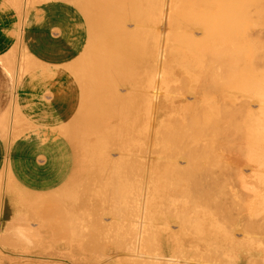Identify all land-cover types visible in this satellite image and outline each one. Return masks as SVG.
<instances>
[{"label": "bare ground", "instance_id": "bare-ground-1", "mask_svg": "<svg viewBox=\"0 0 264 264\" xmlns=\"http://www.w3.org/2000/svg\"><path fill=\"white\" fill-rule=\"evenodd\" d=\"M11 2H13V3H16V4H19L20 3V1L21 0H10ZM38 1V0H37ZM85 1V2H84ZM179 1H180V5L181 4H183V3H188L190 0H188V2H187V0H184L185 2H183V3H181V1H183V0H74V3H76V5L78 6V7H83L84 9H86V11H89V12H91V15H90V13H88L90 16H87V17H92V20H94L95 19V15H97V14H94L95 12L97 13V12H99V11H101L102 10V12H100V13H102V15H97L96 17L98 18L97 20H99V21H97L98 22V25H105L106 24V21H108V23H107V25H105L104 27H106V28H104V29H106V31H105V34L103 35L102 34V32H104L102 29H103V26L101 27V26H98L97 25V27H101V28H97V27H95V29L97 30V29H100L99 31H100V34H102V36H103V38L102 37H100L101 35H98L97 33L98 32H94V31H89V27L87 26V23L85 22V24H86V29H87V41H86V44H85V46H84V48H83V50L79 53V55H77L76 57H74L75 59H77L78 60V62H80V64L79 63H77V61H76V64H74L75 62H74V60H73V64H72V66H76L77 68H78V71H76L77 70V68L76 67H73L74 69H76L75 71L78 73L79 72V74L81 75V76H79L78 78H77V80H76V78L75 79H71L69 76L73 73V74H75L74 73V70L72 69V68H70V67H68L66 64H64V65H62V66H60L58 69H55V70H52V71H48V69L46 70L45 68L44 69H38L37 70V72H34V73H38V75H40L41 76V78L43 79V80H46V84H49V80L50 79H54V78H57V82L55 83V87H56V89L57 90H59V91H68V95L66 94V95H64V93L62 94V96H61V99H60V108L61 109H64V111H69L70 109H71V111H69V112H72V111H74L73 109H75V108H77L78 107V109H77V113H79L82 109H83V107H85L86 106V108H88V107H92V105H93V107H92V109L91 108H89V109H83L82 110V112H81V114L80 115H82V114H85V113H83V112H85L86 111V113H90V111H91V113H92V111H93V113H97L98 114V116L96 115V114H91V116L89 115V119L90 120H92V121H90L89 122V119L87 120L88 121V123L86 122V124L88 125V128H89V126L91 127V128H89V129H91L90 131H93L94 129H96V131L95 132H97V130H101V132H105V133H107V136L106 135H104V136H102L101 135V133H99V131H98V134H96V135H93L92 137H94L93 139H95L96 137V139L98 140V139H101L99 142H100V145L101 146H103L105 149H107V145H108V143H113V139H114V131H115V129L114 128H116V126L114 125V123L113 124H110V126L112 125L113 127H111L110 128V126H109V128H108V124H107V127H103L104 125H101V123H100V121L99 122H97L98 120H100V117H101V120H102V117L103 116H106V115H103V113H104V110L103 111H101L100 112V110H98V111H96L95 112V110L98 108L99 109V106L101 105V106H103V104L102 103H104V107L106 108V107H108V105H109V102H108V100L111 102V101H113V98H114V100H115V102L113 101V103H111L113 106L111 107V105H109L110 106V108L108 107V111H106L105 110V113H108L107 115L108 116H110V113L114 110V113H115V111H117L116 113L117 114H115V116L117 115L118 116V114H119V110H120V106L123 104V105H125V103L124 102H126L127 103V100L126 99H128V105H129V103H130V105H129V108L131 109V107H133L131 104H133L134 105V107L135 108H133V111H132V114H133V112H135L136 111V114L135 115H137L138 117H139V113H137V107L138 108H143L142 106H144L143 105V102H144V100L145 99H148V101H150L149 99V96H148V98H145L144 100H142L144 97L143 96H145V94L146 93H149V95H151L150 97H153V99H155L156 100V102L154 103V104H156L157 103V105H158V109H159V113H161V115L158 117V122H160V125H159V131H157V133L155 134V138H159V140H161V138L163 137V136H165V137H167L169 140H172L173 139V141H174V139H176V141H177V139H178V141L177 142H179L180 140L182 141H184L185 142V140L188 142V144L189 145H191V146H186V149L187 150H185L183 147H182V145H181V148H183V150L182 149H180V151L182 150V152L180 153V155H182V157H184V158H182L183 160H187V159H189L190 157H192L193 158V156L194 155H197L199 152H201V150L202 149H208V145H205V141H211L210 143H212V141H213V145H212V148L214 147L215 148V145L217 144V141L219 140L220 141V139L223 137V139L225 138L226 139V137L228 136V133H227V129H226V134H227V136H226V134L224 133L223 135L224 136H220V135H218V131L220 132V129H222V128H219V130H218V126L219 125H222L221 123H223V121L220 123V124H218V126H217V124H216V126H217V128H214V132L213 131H210L209 132V134L207 133V134H205V135H203V136H205L206 138H205V141L203 142V138L201 139V138H199L198 136L200 135H198L197 136V134H198V131H197V133L194 131V130H197V129H195V127L197 126V124L199 123L200 124V122L201 123H204V124H207V125H209V126H211L210 124H212V123H210V122H213V120L215 119L214 118V116H215V110L213 109V105H215L214 104V102H216V101H218V100H221V101H226L227 103L229 102V101H233V100H235V104H236V101H237V103H242V105L240 104V105H237L236 104V107H243V104H244V102H246L245 101V99H241L240 97H237V98H240V99H237L236 100V96H238V94H235L234 96H235V99H233V100H231L230 99V97H232V96H230L229 97V95H226V94H228L227 93V91L226 92H223V90H222V93H220L219 91H221V89L224 87L225 88V82L226 81H228V80H226V78L228 77L229 78V76L231 75V74H229V73H232V71H233V69L235 70V71H233L234 73L236 72L237 74H238V72L237 71H239V70H241L242 71V69H239L241 66H239V65H241V62L243 63V62H245V64H247V65H249V67L248 68H250V67H252L253 68V66L255 67V68H257V72L260 70L259 68H261V70H264V48H262L263 50H260L261 48L260 47H263V45H264V0H191L189 3V5H185L184 4V7L181 5H179ZM25 2V4H23V5H25V7L27 6V5H30V2H29V0L27 1V0H25L24 1ZM39 2V1H38ZM22 3V2H21ZM75 5V6H76ZM83 5V6H82ZM190 5L192 6V8H193V11H194V9H195V14H197V16L199 15V17L200 16H202V18L200 19V20H198L199 19V17H196V16H191V15H193V13H191V12H188L187 10V12L190 14H187L186 13V11L184 10V8L185 9H190L191 7H190ZM186 6V7H185ZM187 6H189L188 8H187ZM23 7V6H22ZM28 7V6H27ZM77 7V8H78ZM30 8V7H29ZM28 8V9H29ZM82 8V9H83ZM191 8V9H192ZM83 9V10H84ZM93 9V10H92ZM25 11H26V9H24ZM78 10L80 11V9L78 8ZM93 11H95V12H93ZM192 11V12H193ZM24 12V11H23ZM22 12V13H23ZM93 12V13H92ZM183 13V12H185V14L186 15H189V18H191V17H195L194 19H196V18H198L196 21H194L193 23H189L188 24V22L187 21H184L183 22V20H185L186 18H185V16L186 15H184V17H181L182 16V14H178L179 16H177L175 13ZM176 15L175 17H177V20L179 19L178 17H181L183 20H181L183 23H181L180 21H177V20H174L175 18H173V15L174 14ZM82 14V13H81ZM85 14H87L86 12H85ZM92 14H94V15H92ZM22 16V15H21ZM82 16H83V18H84V15L82 14ZM93 16H94V18H93ZM24 17V16H23ZM104 17V18H103ZM106 17V18H105ZM100 18H102V20L103 19H105V21H101V19ZM110 19V20H108V19ZM115 18H118L117 20H115ZM180 18V19H181ZM188 18V19H189ZM254 18V19H253ZM187 19V20H188ZM23 20V19H22ZM84 20H85V18H84ZM96 20V19H95ZM17 21V20H16ZM89 21H91V19H89ZM89 21H88V24H89V26H91V28H94V26H96V21H92L93 23L95 22V25L93 24V25H90V23H89ZM110 21V22H109ZM117 23V24H119V25H117L115 22ZM120 21V22H119ZM192 21V19L189 21V22H191ZM100 22H102L101 24H100ZM180 22V23H179ZM23 24V23H22ZM247 24H250V27L252 28V31H251V33H248V32H246L245 30H250V29H246V27L245 26H247ZM18 25V24H17ZM184 26H187V28L188 27H192V28H194L195 30L196 29H199L197 32L196 31H193V32H191L190 34H192L193 35V33L194 32H196L198 35H196V36H192L193 37V40L192 41H196L197 39H200V40H198V41H201L200 42V48H201V52H200V50H199V52H200V54H202V55H198L197 56V59H199L198 61H197V59H196V57H195V61H196V64L194 63V65H193V67H197V64H199V65H201V66H199V69H200V67H201V69H203V72L201 71V76L200 75H197V73L195 74V76L196 77H198V76H200L199 77V80L200 79H202V80H200V82H198L199 80L198 79H196V77L195 76H193L192 74H188V75H186V77H185V81L184 80H181L180 78H179V75L177 74V72H175V71H171L170 72V74L169 75H171V76H169L168 74H167V72H165V68L164 69H162V67H161V65H162V63L160 62L163 58L162 57H164V59L166 58V56H163V55H166L167 54V52H166V54H164V53H161L162 51H160V48H161V46L162 45H164V42H162V37H161V33H160V30L162 29H167V38L165 39L166 41V43H165V45H168L169 46V48H167L166 46V48L167 49H170V50H173V48L175 47L174 46V41H171L173 38H175V34L174 35H172L171 34V32L172 31H170V34L172 35V36H174L173 38H172V36H170V38L168 37V30H172V28H175V27H178L179 29H181V30H186V28H183ZM18 27V26H17ZM182 27V28H181ZM257 27V28H256ZM157 28V29H156ZM245 28V29H244ZM247 28H248V26H247ZM22 29V28H21ZM118 29H120L119 31H117ZM155 29H156V31L158 32V35H157V37H156V40H157V43L154 41L152 44L150 43L151 41H149L150 39L152 40V38H147V36H145V38H146V40L144 41V35L145 34H150V37H153V35H152V33L151 32H153V30L155 31ZM160 29V30H159ZM101 30H102V32H101ZM144 30H147V32H150V33H144L143 31ZM188 30V29H187ZM218 30V36L216 35L217 34V31ZM243 30H244V32H243ZM163 31H165V30H163ZM90 32V33H89ZM140 32H143V38H142V36H141V39H143L142 41L144 42V43H141V41H138V38H140ZM146 32V31H145ZM183 32V31H182ZM181 31L179 32H177V34L179 35V33H182ZM215 32H216V34H215ZM12 33V32H11ZM95 33V34H94ZM173 33V32H172ZM211 33V36L210 35H208V34H210ZM96 34H97V36H96ZM169 34V35H170ZM245 34V38H244V35ZM17 35V34H16ZM21 35H22V33H21ZM141 35H142V33H141ZM152 35V36H151ZM177 35V36H178ZM182 35H184V32H183V34H180V37H178V39H179V43H183V39H184V43L182 44V46L185 44V48H186V46H188L189 47V45H191L190 43H192V44H194L195 46V49L197 50V48L196 47H199V46H197L198 44H196V42H198V41H196V42H191V40L188 38V36L191 38V36L188 34V36L186 35V33H185V35L187 36L186 38H185V35H184V37L182 38V41H181V37H182ZM202 35V36H201ZM242 36H243V40L241 39L242 38ZM250 37V40H251V43L252 44H254V45H256V47H259L260 49V51H259V53H256V52H254L255 50H258L256 47H254L253 49H255L254 51H252L253 53H252V55L254 54V57H252V55L250 56V55H248L247 54V58H249L250 59V57H252V60H254V61H252V63H251V61L249 60V62H247L248 60H246L247 58L244 56V53H245V50L243 51V49L245 48L246 49V47L250 44H247V42H246V44H245V40H248V39H246L247 37ZM197 37V38H196ZM201 37L203 38V39H201ZM22 38V37H21ZM102 38V39H101ZM136 38V39H135ZM196 38V39H195ZM170 39V40H169ZM178 39L176 40V41H178ZM185 39H187V41L185 42ZM192 39V38H191ZM245 39V40H244ZM174 40V39H173ZM190 40V42H188ZM105 41H107L106 42V46L107 47H105V48H107V50L105 51V53H107V55L105 56V60L106 61H104L105 63H103V59L102 58H100L101 57V54L103 55V53H101V52H104V44L103 43H105ZM153 41V40H152ZM181 41V42H180ZM99 42H102L101 44H103L102 45V47L100 48V49H103L102 51L101 50H99L98 48L101 46H99ZM138 42H140V44L143 46V44H145V45H147V43L148 44H151V46L153 47V45H154V43H156L155 45H156V47H154V48H157V50L156 49H154L153 50V52L151 51V46L150 45H147V46H150V52H149V48L147 49L146 47H145V45L142 47V48H137L138 46H137V44H138ZM146 42V43H145ZM188 42V43H187ZM249 42V41H248ZM20 43V42H19ZM97 43H98V45H97ZM107 43H108V45H107ZM186 43H187V45H186ZM199 43V42H198ZM217 44V45H216ZM97 45V47L95 48V46ZM139 45V44H138ZM178 45V44H177ZM247 45V46H246ZM140 46V45H139ZM193 45H191L190 47H189V50H188V52L190 51V49L192 48L193 49V47H192ZM216 46H218V47H216ZM141 47V46H140ZM145 47V49H147V50H145V49H143ZM163 47V46H162ZM184 47V46H183ZM203 47H205L204 49H203ZM234 47H236V49H238L237 50V54L235 55V53L234 52H236V49L234 50ZM249 47V49H250V47H251V45H249L248 46ZM248 47H247V49H248ZM10 48V47H9ZM8 48V49H9ZM172 48V49H171ZM177 48V47H176ZM217 48H218V50H217ZM98 49V50H97ZM137 49H140V50H142L143 52L145 51H147L146 53L144 52H142V51H140V50H137ZM153 49V48H152ZM166 49V50H167ZM199 49V48H198ZM213 49H215V51L213 50ZM229 49V52L230 53H228L227 52V50ZM252 49V50H253ZM94 50V51H93ZM95 50H97V51H95ZM174 50H176V49H174ZM182 50L183 51H185V49L184 48H182ZM186 50V51H187ZM208 50H213L214 52H211V51H208ZM216 50H217V59H215L216 58V55H215V53H216ZM231 50H234V52H233V54H231L232 52H231ZM92 51L93 52H95V53H92ZM156 51V52H155ZM164 51V50H163ZM169 51V50H168ZM185 51V52H186ZM202 51L205 53V55H207L208 56V54H211L212 56L214 55V57H212L211 55V57L209 58V56L207 57H205V55H203L204 53H202ZM247 51V50H246ZM262 51V52H261ZM5 52V51H4ZM101 54H100V53ZM149 52V53H148ZM188 52L186 53V55L188 56ZM227 52V53H226ZM250 52H251V50H250ZM258 52V51H257ZM154 53H155V55H154ZM189 53H191V52H189ZM196 53V52H195ZM212 53H214V54H212ZM225 53H226V55L227 54H231V56L233 55V58H235L236 60H238L237 59V57H239V60L240 61H238V64L239 65H237V64H235L234 62V67H237V66H239V67H237V71H236V69L233 67V65L230 67V63L229 62H225ZM97 54L98 55H100V57H98V59L97 58H95V57H97ZM146 54V55H145ZM148 54V55H147ZM149 54H152V59H154L155 61H154V63L152 64V66H150L149 68H147V65L148 64H146L145 65V62L143 61V58L145 59V61L147 60L146 58H148V57H150V55ZM183 54H184V52H183ZM194 54V53H193ZM246 54V53H245ZM96 55V56H95ZM140 55V56H139ZM143 55L144 56H146V57H143ZM185 55V56H186ZM234 55H235V57H234ZM238 55V56H237ZM200 56V57H199ZM204 56V57H203ZM229 55H227L226 57H228ZM231 56H229V57H231ZM249 56V57H248ZM30 57H33L30 53H28V52H26V51H21V45L19 44V45H17L12 51H10L8 54H6L3 58H1V63L3 64V65H5V67L8 69V71L12 74V76H13V78H14V84H15V89L17 88V86L20 84V81L22 80V78H23V76L25 75V74H28L30 71H31V69L33 68L32 66L33 65H35V64H33V63H35V61L37 60V59H35V61H33V63H32V60L30 61ZM103 57V56H102ZM141 57V59H139ZM188 57H190V56H188ZM203 57V60H201L200 58H202ZM245 57V58H244ZM30 58V59H29ZM79 58V59H78ZM95 58V60L97 59V62L95 61V60H93ZM102 59L101 60V62H102V64L100 63V59ZM184 58V57H183ZM187 58V57H186ZM221 58V59H220ZM32 59H34V57L32 58ZM138 59V60H137ZM185 59V58H184ZM71 60V61H72ZM80 60V61H79ZM142 60V61H141ZM176 60H177V58L174 60V62L176 63ZM181 60V59H180ZM229 60H230V58H229ZM228 59H227V61H229ZM29 61H30V64H32V66H31V68H30V65H28L29 64ZM70 61V62H71ZM95 61V62H94ZM99 61V62H98ZM137 61V62H136ZM139 61V62H138ZM149 61V60H148ZM147 61V62H148ZM191 60H189V61H187L188 63L190 62ZM200 61V62H199ZM224 63H223V62ZM231 61H233V60H231ZM70 62H69V64H70ZM144 62V64H142V63ZM167 62H168V60H167ZM173 62V64H174V66H175V63ZM194 62V61H193ZM235 62H237V61H235ZM247 62V63H246ZM256 62V64H254ZM36 63L38 64V61H36ZM41 64H42V62H40ZM40 63L38 64V66L37 67H41V66H39L40 65ZM99 63V64H98ZM127 63V64H126ZM129 63V64H128ZM137 63V64H136ZM139 63H141V65H139ZM151 63V62H150ZM248 63H250V64H248ZM258 63V64H257ZM68 64V65H69ZM70 64V65H71ZM97 66H96V65ZM101 64V65H100ZM105 66H104V65ZM106 64H107V66H106ZM164 64H165V62H164ZM193 64V63H192ZM263 64V65H262ZM97 67H95V66ZM99 65V66H98ZM126 65H129V67H130V65H131V67H132V69H133V65H134V67L137 69V70H135V71H132L131 73H133L134 75H137V78L134 76V77H132V75L131 74H129L130 73V70H131V68H129L128 67V69L126 68L127 66ZM189 65L191 66V63H189ZM235 65H237V66H235ZM243 66H244V64H242ZM246 65V66H247ZM250 65H253V66H250ZM256 65H258V66H263V67H257ZM29 66V67H28ZM67 66V67H66ZM71 66V67H72ZM92 66H94V69H96L95 71H93V68H92ZM101 66H103V67H105V69L104 68H102L101 69V71L104 69V71H106V68L108 67V70H107V72H101V73H103L102 75H103V79H104V82H106V83H102V80L101 79H99V78H97V76L98 77H100V76H102L101 75V73H99L100 74V76H99V74L97 73L98 72V70H100V67ZM140 66H146V68L147 69H145L144 70V68H142L141 67V69H140ZM35 67V66H34ZM66 67V68H65ZM80 67H81V69H80ZM86 67V68H85ZM139 67V68H138ZM153 67V68H152ZM192 67V66H191ZM190 67V68H191ZM245 67V66H244ZM28 68H30V69H28ZM68 68V69H67ZM83 68H85L84 70L86 71V73H87V78L85 79V77H84V75L86 74H84L83 75V72H84V70H83ZM134 68V69H135ZM198 68V67H197ZM65 69H67V70H71L72 69V71L70 72V71H66ZM133 69V70H134ZM200 69V70H201ZM232 69V71H230ZM244 69H246V71H247V68H244ZM259 69V70H258ZM4 70V69H3ZM33 70V69H32ZM35 70H36V68H35ZM139 70V71H138ZM142 70H144L143 72L144 73H142L141 71ZM190 70V69H189ZM192 70V69H191ZM196 70V69H195ZM198 70V69H197ZM250 70H255V69H250ZM250 70H248V71H250ZM34 71V70H33ZM97 71V72H96ZM108 71H109V73H108ZM125 71H127V73L125 72ZM137 71V72H136ZM146 71V72H145ZM70 72V73H69ZM92 72H96L95 74H96V78L97 79H99L100 81H101V83L102 84H100V81H98L99 82V84H98V86L96 85V87H95V85H94V87L91 85V83H90V80H89V78L88 77H91L92 75H93V77L95 78V74L93 73L92 74ZM197 72V71H196ZM253 72V71H252ZM260 72V71H259ZM258 72V73H259ZM262 72V71H261ZM33 73V72H32ZM31 73V74H32ZM33 73V74H34ZM55 73L56 74H58L57 76L55 75ZM126 73V74H125ZM139 73H142V74H145V75H147L148 77L147 78H145V79H147V80H145L144 78L143 79H141L142 77H145V75L143 76L142 74H139ZM199 73H200V71H199ZM204 73V74H203ZM234 73H232L233 75H231V76H234ZM235 73V74H236ZM240 73V72H239ZM244 73H246V72H244ZM244 73H242V79L244 80V77H245V83H246V80L247 79H249V78H247L246 79V76H244L245 74ZM257 73V74H258ZM6 74V73H5ZM30 74V73H29ZM90 74H92V75H90ZM106 74H108V75H106ZM127 74H129L128 76H130L129 77V80H127V78H128V76H126ZM236 74V75H237ZM244 74V75H243ZM246 74H249L248 76H250V74L251 73H246ZM252 74H254V73H252ZM76 75V74H75ZM75 75H73V76H75ZM107 76V78H105V76ZM124 75H125V78H124ZM140 75V76H139ZM142 75V76H141ZM8 76V75H7ZM77 76V75H76ZM160 77V78H162V85H161V87L160 86H157L158 84L157 83H159V82H157L158 81V79L156 80V77ZM185 76V75H184ZM184 76H182L183 78H184ZM231 76H230V78H231ZM237 76H239L240 77V74H238ZM247 76V77H248ZM258 76H259V74H258ZM84 77V78H83ZM171 77V78H170ZM181 77V78H182ZM251 77V76H250ZM170 78V80L172 81V83H173V85L175 86V83L176 82H179L180 80H181V82H183L182 83V85L181 86H186L187 88H188V86H189V84H187V82H189L191 85H190V89L192 90V89H194L195 91L194 92H190V93H192L189 97L188 96H186V97H188V98H190L189 100H191V101H189V102H185V99L183 100V101H181V105H182V107L184 106V112H180L179 110L177 111L176 109H175V107H174V101H175V98L177 97V96H175L176 95V93L178 92L179 93V91H180V93L179 94H181V95H183L184 94V92L183 93H181V88L179 87V86H176L177 88H180V89H177V90H179V91H173V94H170L169 92H168V86H169V82H168V79ZM182 78V79H183ZM236 78V77H235ZM251 78H253V77H251ZM250 78V80L248 81V82H250V84H252L251 82H253V80ZM91 80H92V77L90 78ZM140 79V80H139ZM188 79V81L186 82V80ZM233 79V78H232ZM238 80H239V78H237ZM76 80V81H75ZM106 80V81H105ZM143 80V81H142ZM236 80V79H235ZM93 81V80H92ZM107 81H109V82H107ZM242 81V80H241ZM95 82H96V80H95ZM113 82H114V84H113ZM143 82H146V83H143ZM148 82V83H147ZM180 82V83H181ZM186 82V83H185ZM231 82V80L228 82V84ZM37 84H38V82H36ZM109 83V84H108ZM172 83H171V86H169V88L171 89V87L173 86L172 85ZM262 83V82H261ZM11 84V83H10ZM188 86H187V85ZM202 84V85H201ZM234 84V83H233ZM100 85V86H99ZM102 85H104L105 86V88H101V87H103ZM106 85H108L109 87V90H107L108 88L106 87ZM198 85V86H197ZM200 85V86H199ZM231 85H232V83H231ZM261 85V84H260ZM262 85H264V83H262ZM127 87L128 89H129V94H127L128 96L129 95H131V94H134V95H136V97H134L135 99L138 97V96H140V97H143L142 99H139V97L137 98L138 100H135L134 98H133V96L131 97L130 96V98H128V96H127V98H125V96H123L124 94V92L123 91H125L124 89L122 90V89H120L119 87ZM206 86H208V87H206ZM230 86V85H229ZM247 86H248V83H247ZM11 87V86H10ZM176 87H175V89H176ZM197 88L198 87V89H200V91L203 89V92H198L199 90L197 89H195V88ZM206 87V88H205ZM228 87V86H227ZM234 87V86H233ZM245 87H246V85H245ZM244 87V88H245ZM249 87H252L251 85L249 86ZM249 87L246 89L245 88V90H248L249 91ZM260 87V86H259ZM101 88V89H100ZM143 88V89H142ZM207 88H210V89H208V91H212V92H209L208 93V91L206 92V90H207ZM231 88V87H230ZM244 88H243V91H245L244 90ZM173 89H174V87H173ZM251 89V88H250ZM254 89V88H253ZM252 89V90H253ZM259 89V90H258ZM258 89H255V90H258V91H260V90H262V89H260V88H258ZM11 90H12V88H11ZM105 90H106V92H105ZM119 90H122V93H120V91ZM141 90V91H140ZM184 90H186V88L184 87ZM188 90V89H187ZM186 90V92H187V94H189L188 93V91ZM96 91H99V94H97L96 93ZM105 92V93H110V96L109 95H105V94H103V95H105V97L103 96V101H105V102H101V104L99 103H97V100H98V102H99V100L101 99L102 100V98L100 97V98H97V96L99 97V96H101V92ZM107 91H109V92H107ZM133 91H135V93L133 92ZM137 91H139L140 92V95H139V93L137 92ZM143 91H147L146 93L145 92H143ZM182 91H183V88H182ZM225 91V90H224ZM235 91V90H234ZM254 91V90H253ZM92 93V96L93 97H91V95H89V94H91ZM103 92V93H104ZM126 92V93H127ZM130 92H132L131 94H130ZM142 92V93H141ZM174 92H176L175 93V95H174ZM185 92V93H186ZM53 93V92H52ZM136 93H138V94H136ZM172 93V92H171ZM206 93L208 94V96H206ZM217 93H219V95L217 94ZM235 93V92H234ZM242 93V92H241ZM248 92H246V94H247ZM96 94H97V96H96ZM141 94H143V96L141 95ZM216 94H217V96H218V99L216 98V100L214 101V99H211V97H213L214 98V96H216ZM16 95V94H15ZM14 95V96H15ZM88 95H89V97H91L90 99H88L89 97H88ZM114 96V97H112V96ZM186 95V94H185ZM204 95H205V97H208V100H207V98H205L204 97ZM239 95H240V93H239ZM248 96L249 95H253V92L251 91V94H250V91H249V94H247ZM247 95H245V96H247ZM259 95L260 94H257V97H256V94H254L253 96H255V97H247V102H251V100L253 99V98H255V99H257L258 101H257V103L259 102V103H263L264 102V100H263V98H259ZM11 96V95H10ZM80 96V98L78 99V97ZM96 96V97H95ZM106 96L108 97L109 96V98L107 99V101H106ZM147 96V95H146ZM178 96H180V95H178ZM209 96H211V97H209ZM227 97L225 100H224V98L223 97ZM245 96H243V97H245ZM13 97V96H12ZM16 97V96H15ZM45 97H48L49 99H55V94L53 93L51 96H49V95H47V96H45ZM75 97H77L76 99H75ZM110 97L112 98V100H110ZM223 98V100L222 99H220V98ZM14 98V97H13ZM87 98V100H85V99ZM133 98V99H132ZM248 98H250V99H248ZM84 101H83V100ZM94 99H97V100H94ZM122 99V100H121ZM125 99V100H124ZM187 99V98H186ZM211 99V100H210ZM254 99V100H255ZM10 100V99H9ZM15 100L16 99H14V107L12 106V108H11V110H10V113L9 114H5L1 119H0V132L2 133V135H3V137H4V139H10V137H18V136H20V134H22L23 133V131L25 132L26 130H27V124L26 123H29V122H27V120L26 119H24L25 118V116L23 115V114H21V112L18 110L19 109V106L17 105V101L15 102ZM89 100V102H87ZM92 100H94V101H92ZM124 100V102H122ZM129 100H130V102H129ZM132 100H135V103H136V105H135V103L132 101ZM154 100V101H155ZM228 100V101H227ZM238 100H240L241 102H238ZM243 100H244V102H243ZM250 100V101H249ZM253 100V101H254ZM86 101V102H85ZM91 101H92V103H91ZM137 101V102H136ZM138 101H140L139 103H138ZM142 101V102H141ZM153 101V100H152ZM251 102V103H254V102ZM261 101H263V102H261ZM84 102H85V104H84ZM96 103V105H95V103ZM107 102V103H106ZM121 102H122V104H121ZM176 102V101H175ZM232 102V104H234ZM246 102V103H247ZM138 103V104H137ZM248 103V104H249ZM250 103V104H251ZM258 103V104H259ZM12 104V103H11ZM88 104V105H87ZM119 104H121V105H119ZM141 104H142V106H141ZM149 104V102L147 103V105ZM152 105L150 106V108H152V106H154V104H153V102L151 103ZM248 104H246L247 105V107H249V106H252V105H248ZM84 105V106H83ZM99 105V106H98ZM117 105L119 106V108L117 107ZM147 105H145L146 107H148ZM219 105H221V103L219 104L218 103V106ZM230 103H229V107H230ZM245 105V104H244ZM246 105H245V108H246ZM17 106H18V108H17ZM88 106V107H87ZM101 106H100V108H101ZM140 106V107H139ZM156 106V105H155ZM154 106V107H155ZM208 106L210 107V108H208ZM213 106V107H212ZM232 106H234V105H232ZM231 106V107H232ZM67 107L69 108V109H67ZM103 107V108H104ZM116 107V108H115ZM127 106H125V108H126ZM153 107V108H154ZM223 107H225L226 109H227V107L225 106V105H223L222 107L221 106H219V107H217L216 106V110L218 111L219 109H221V111H222V108ZM230 107V108H231ZM242 107L240 108V109H238L239 110V112L238 113H240V111L242 110ZM253 107L255 108V106L253 105ZM14 108V109H13ZM81 108V109H80ZM121 108H122V113H123V111L124 110H127V108L126 109H123V107L121 106ZM152 108V109H153ZM208 108V109H207ZM225 108H223V110L225 109ZM253 108V109H254ZM80 109V110H79ZM109 109H112L111 110V112H109ZM117 109H119V110H117ZM130 109H128L129 111H127V115L129 114L128 112H131V110ZM137 109V110H136ZM138 110V112H140L141 110ZM235 109H237V108H235ZM252 109V110H253ZM79 110V111H78ZM90 110V111H89ZM144 110H145V113H147V114H149L150 116H149V118H147L148 120H147V122L149 121L150 122V120L153 122V119L155 118H152L153 117V113L152 112H150V110L151 109H148L147 110V108L146 109H143L142 111H141V114H140V116L144 113ZM147 110V111H146ZM229 110V109H228ZM227 110V111H228ZM234 110V109H233ZM244 107H243V110H242V112H243V114H244ZM63 111V110H62ZM88 111V112H87ZM121 111V110H120ZM226 111V110H225ZM246 111L247 112H245V114H247L246 116H245V114H244V119L242 120V122L240 123L239 122V120H241V118H238V122L235 120V119H237V118H234V120L237 122H235V124H238V126H236V127H239V128H237V131H236V127L234 128H232V130H234L235 129V133L236 132H238V130L239 131H241V130H243V132L241 133V136H238V133H236V137L234 136L233 137V139L234 138H236V140H233L232 141V137H230V143L229 142H227L226 140V142L227 143H229L228 145L226 144V147L227 146H229V145H231L232 146V144H234L235 145V147H233V148H240V149H237V150H235V149H233V150H235L234 152L236 153V155H233V153L231 154V155H229V156H231V157H233V158H235V156H237L239 159H240V154L242 153V156L244 157V159L246 160V163L244 162V164H245V166L247 165V166H251L252 168H255L254 167V165H256V163H259L260 165H258V166H262V164L259 162V160H258V158H261L262 160L264 159V157L262 158V155H261V150H264V125H262V118H260V119H258V117L256 118V116L255 115H258L257 113H258V110L257 111H255V110H253V112H251V111H248L247 110V108H246ZM2 112V111H1ZM124 112H126V111H124ZM152 113V114H150V113ZM220 112V111H219ZM232 112V111H231ZM241 112V113H242ZM250 112V113H249ZM254 112H257L255 115H254ZM100 113V114H99ZM223 113V112H222ZM237 113V114H238ZM102 114V115H101ZM112 114H113V112H112ZM217 114H219V113H217ZM233 114V113H232ZM236 114V112H234V115ZM101 115V116H100ZM120 115H121V113H120ZM119 115V117H121L120 119H123L122 118V116L124 117V114H122V116H120ZM131 115V114H130ZM130 115H128L127 117H130ZM135 115H133V116H135ZM154 115H155V113H154ZM220 116H217L218 117V120H216L218 123L220 122V120H222V118L224 117V116H222L221 117V112H220V114H219ZM223 115V114H222ZM95 116V117H94ZM112 116V115H111ZM113 116H114V114H113ZM145 116V115H144ZM215 116V117H216ZM228 116V115H227ZM226 116V117H227ZM230 116V115H229ZM240 116H242V115H240ZM64 117H66L67 118V116L66 115H64ZM74 117V116H73ZM72 117V115H71V117H70V121H73L72 119H74ZM86 117V116H85ZM97 117H99V118H97ZM118 117V118H119ZM125 117H126V115H125ZM136 117V116H135ZM137 117V120L140 118H138ZM148 117V116H147ZM231 117H234V116H231ZM243 117V116H242ZM17 118V119H16ZM58 119H59V117H57ZM66 118L64 119L63 118V121L64 120H66ZM77 118V117H76ZM79 118V117H78ZM93 118V119H92ZM144 117H143V115H142V117L140 118V120L142 121V119H143ZM219 118H221V119H219ZM17 121H16V120ZM85 119V118H84ZM94 119H95V121H96V124H97V126H95L96 124L94 123V124H92L93 122H94ZM224 119V118H223ZM229 119V118H228ZM233 119V118H232ZM126 120H130V119H126V118H124V120H120V123H121V121H123V124H124V121H126ZM140 120H138L136 123H138V122H140V124L138 123V124H136L135 123V121L131 124L130 122H132V121H128L129 122V124H130V126H131V128H134V127H136V126H134V124H136V125H138L135 129H139V126L142 124L143 125V127H145V128H149L148 127V123L146 122V120L145 121H140ZM84 121V120H83ZM104 120H102L101 122H103ZM106 121V120H105ZM111 121V120H110ZM118 121V120H117ZM200 121V122H199ZM233 121V120H232ZM66 122H68V120L66 121ZM66 122H64V124L66 123ZM108 122V120L105 122V124ZM119 122V121H118ZM151 122V123H152ZM166 122H170V123H167V124H165ZM225 122L226 123H228L227 122V120L225 119ZM77 123H78V121H77ZM91 123V124H90ZM100 123V124H99ZM117 123V122H116ZM120 123H118V125L120 124ZM147 123V124H146ZM197 123V124H196ZM225 123V124H226ZM229 123H231V122H229ZM25 124H26V126H25ZM64 124H60V127L58 126V129L60 128H62L61 130H60V132L62 133V134H67L66 132H64L65 130H66V128L67 127H65L64 129V131H62L63 130V126H64ZM69 124H71V123H68V124H66V125H69ZM74 123H72V125H73ZM79 124V126H80V122L78 123ZM77 124V125H78ZM104 124V123H103ZM177 125L178 126V129H174L175 131H169V132H167V134H166V130H167V128H170V129H172V126L173 125ZM225 124H223V125H225ZM233 124H234V122H233ZM13 125H14V127H17V128H20L21 130H23L22 132H19V131H17V130H13ZM30 125L32 126V124L30 123ZM29 124H28V128H29V126H30ZM65 125V126H66ZM70 126L69 125V127L70 128H72L73 126ZM92 125V126H91ZM125 125V124H124ZM124 125H123V127H124ZM126 125L127 126H129L128 125V123H126ZM144 125H146V126H144ZM222 125V126H223ZM25 126V127H24ZM30 126V127H31ZM40 126V125H39ZM78 126V127H79ZM102 128H100V127ZM120 126V125H119ZM122 126V125H121ZM121 126H120V128H121ZM126 126V127H127ZM166 126H167V128H166ZM204 126V125H203ZM228 126H229V124H228ZM232 126V125H231ZM230 126V127H231ZM82 127V126H81ZM81 127H79V129L81 128ZM94 129H93V128ZM118 127V126H117ZM123 127H122V129H123ZM150 127H151V125H150ZM174 127V126H173ZM198 127H199V125H198ZM201 127V126H200ZM206 127V125L204 126V128ZM25 128V129H24ZM70 128H67L68 130L67 131H69V129ZM86 127L84 126V128L83 129H85ZM99 128V129H98ZM106 128V129H105ZM128 129L130 128V127H127ZM127 128H125V129H127ZM144 128V130H141L142 129V126L140 127V130H141V132L142 133H144L145 135H146V137H147V133H145V131L146 130H148V129H145ZM175 128H177V127H175ZM194 128V129H193ZM197 128V127H196ZM203 127H202V130L204 129ZM206 128H208V126L206 127ZM212 128V127H211ZM225 128H227V125L225 126ZM242 128V129H241ZM82 129V128H81ZM89 129H86V131L87 130H89ZM149 129H152V127L151 128H149ZM199 129V128H198ZM210 129V128H209ZM228 129H230V128H228ZM107 130H110V132H109V134H110V136L108 135V131ZM111 130H114L112 133H111ZM117 131H118V129H116ZM139 130V131H140ZM193 130V131H192ZM212 130V129H211ZM218 130V131H217ZM222 130H225L224 129V127H223V129ZM221 130V131H222ZM70 131H71V129H70ZM107 131V132H106ZM120 131H123V130H121V129H119V132ZM131 131H133V130H130V132H128V134L130 135H128V137H130V139H131V134L133 133H131ZM135 131V130H134ZM177 131V132H176ZM190 131V132H189ZM200 131H201V128H200ZM199 131V132H200ZM204 131V130H203ZM202 131V132H203ZM209 131V130H208ZM140 132V134L137 132V131H135L134 133H136V135H138L137 137H136V142H137V138H139V135L141 136V133ZM147 132H149V130L147 131ZM213 132V133H212ZM224 132V131H223ZM222 132V133H223ZM234 132V131H233ZM77 133H80V131H77ZM131 133V134H130ZM169 133V134H168ZM194 133H196V134H194ZM235 133H232V134H235ZM84 133H82V136H84L83 135ZM87 134V133H86ZM86 134H85V137H86ZM113 134V135H112ZM117 134V133H116ZM115 134V135H116ZM144 134H142V135H144ZM203 134V133H202ZM213 134V135H212ZM215 134V135H214ZM221 134V133H220ZM230 134H231V132H230ZM242 134H244V136H242ZM72 135H73V133H72ZM98 135H100V136H102L104 139L103 140H107V138L109 139V137H110V140H112L111 142H110V140H108V142L107 141H103L102 140V137H100V136H98ZM111 135H112V139H111ZM120 135H122L121 133H120ZM119 135V133H118V137L120 136ZM123 135L125 136L126 135V133H123ZM133 135V134H132ZM150 135H152L153 136V133L152 134H150ZM168 135V136H167ZM208 135H209V138H208ZM222 135V134H221ZM96 136V137H95ZM117 136V135H116ZM211 136V137H210ZM218 136H220L219 138H218ZM237 136L238 137H240V139H242L243 137H244V139H242V140H240L239 138L237 139ZM73 137H74V135H73ZM79 137V136H78ZM85 137H83V139L85 138ZM89 138H90V136H88ZM88 137H86L85 139H88L89 140V138ZM100 137V138H99ZM121 137L122 136H120L118 139H121ZM133 137H135L134 135L132 136V140H134L135 138H133ZM242 137V138H241ZM75 138V137H74ZM80 138H81V136H80ZM127 138V137H126ZM126 138H122V139H124V142L125 141H127V140H125ZM141 138V137H140ZM148 138V137H147ZM146 138V139H147ZM218 138V139H217ZM76 139V138H75ZM85 139H84V141H85ZM92 138H91V140H93ZM127 139H129V138H127ZM142 140H144L145 141V139L144 138H141ZM141 139L139 140L140 142L139 143H141ZM217 139V140H216ZM12 140V139H11ZM74 140V139H73ZM87 140V141H88ZM148 140V139H147ZM237 140H240V141H242L243 142V140H244V142H243V144H241L240 143V141H239V143H236V142H234V141H237ZM83 141V143H85ZM86 141V143L85 144H87L88 142ZM104 143H103V142ZM114 141L115 142H117V139L115 140L114 139ZM119 141V140H118ZM182 141V144L184 145L185 143ZM203 143H202V142ZM215 141H216V144H215ZM218 141V145H216L219 149H220V147H221V149L223 148V144H225L224 142L223 143H221V142H219ZM99 142H97V143H99ZM107 142V143H106ZM124 142H121L120 143V141H119V143L121 144V147H118L119 146V143H116V144H118L117 145V147L118 148H121L120 150L118 149V151H121L122 150V153L123 152H126V146L125 147H122V143L124 144ZM135 141L133 142V146L135 145V143H136ZM149 142V141H148ZM172 142V141H171ZM176 142V143H177ZM209 142H208V144H209ZM233 142V143H232ZM238 142V141H237ZM2 143V142H1ZM82 143V145H84ZM90 143V142H89ZM87 144V146H90V144ZM96 143V142H95ZM95 143H93V144H95ZM102 143L103 144H105V145H102ZM176 143H175V145H174V148L175 147H179V146H177L176 145ZM236 143V144H235ZM142 144V146H137V145H140V144H138V143H136V145L135 146H137V147H142V148H145L146 146H148V143L146 142L145 144H147L145 147H143V144H144V142H142L141 143ZM172 144V143H171ZM181 144V142L178 144V145H180ZM187 144V145H188ZM207 144V143H206ZM220 144V145H219ZM222 144V145H221ZM3 145V144H2ZM97 145V144H96ZM100 145H98L99 146V148H100ZM110 146H112V145H115L114 143L113 144H109ZM129 145V144H128ZM132 145H130V148H131V151H132V149H134V148H132L133 146ZM150 145V144H149ZM168 145V144H167ZM166 145V146H167ZM239 145V147H236V146H238ZM242 145V146H241ZM71 146V145H70ZM95 146V145H94ZM116 146V145H115ZM124 146V145H123ZM132 146V147H131ZM162 146V145H161ZM129 147V146H128ZM149 147V146H148ZM210 147V146H209ZM215 148V149H213V151H215L216 149H218V148ZM224 147H225V145H224ZM225 147V148H226ZM6 148H7V146H6ZM85 148H87L86 149V151H88V147H85ZM104 148H102V149H104ZM111 148V147H110ZM114 148V147H113ZM116 148V147H115ZM124 148V149H123ZM141 148V151H145L146 152V155H147V151H146V148L143 150ZM160 148V147H159ZM159 148H156V149H154V148H150V149H152V150H154L153 152H155V154L156 155H158L157 154V152H159ZM171 148L172 149H170V150H173V147H172V145H171ZM180 148V147H179ZM179 148H178V150H179ZM212 148H209L208 150H210V149H212ZM225 148H224V151H225ZM228 148V147H227ZM91 149V148H90ZM89 149V150H90ZM101 149V150H102ZM104 149V150H105ZM148 149V148H147ZM218 149V150H219ZM72 150H73V148H72ZM84 150V149H83ZM99 150V149H98ZM109 150V149H108ZM108 150H106V151H108ZM175 150H177V149H175ZM178 150L176 151V152H178ZM185 150V151H184ZM228 150V149H227ZM230 150V149H229ZM241 151V153L239 154V155H237V152L238 151ZM6 151V150H5ZM116 152V150H113V156L112 155H110L109 153L111 152V150H110V152L108 153V154H104V155H106V156H104L103 157V155H102V157L105 159V161H106V157L107 156H109V157H107V160H110V158H114V159H116V158H120V157H116L115 158V152ZM128 151H130V149H127V154L129 153ZM136 151L138 152V150H135V153H136ZM140 151V152H141ZM212 151V152H213ZM239 151V152H240ZM104 152V151H103ZM102 152V153H103ZM132 152H134V151H132ZM132 152H130V155H132L131 153ZM150 152V151H149ZM148 152V153H149ZM152 151H151V153H153ZM175 151H174V153H176ZM207 152H209V151H207ZM220 152V151H219ZM219 152H218V154H219ZM232 152V151H231ZM9 153V152H8ZM89 153V152H88ZM94 153V152H93ZM99 152H97V155L95 154V156L96 157H98L97 159H102V158H100V156H98L99 154H98ZM120 153V152H119ZM119 153H118V155H119ZM151 153H149V154H151ZM168 153H170V154H172L173 152L171 151V152H168ZM173 153V154H174ZM202 153H203V150H202ZM201 153V154H202ZM223 153H226V152H223ZM229 153V152H228ZM227 153V154H228ZM264 153V152H263ZM112 154V153H111ZM117 154V153H116ZM126 154V155H127ZM138 154V153H137ZM142 154H144L145 155V153H142ZM169 154V155H170ZM176 154H178V153H176ZM204 154V153H203ZM212 155H213V153H211ZM214 154H215V152H214ZM217 154V153H216ZM215 154V155H216ZM217 154V155H218ZM230 154V153H229ZM123 155H125V153L123 154ZM179 154L175 157L176 159H178V157L180 156ZM224 157H226L224 154H222ZM221 155V156H222ZM233 155V156H232ZM117 156V155H116ZM120 156H122V154L120 155ZM128 156V155H127ZM133 156H134V154H133ZM137 155H135L134 157H136ZM141 156V155H140ZM140 156L138 157V158H140ZM162 156H164V155H162ZM161 156V157H162ZM167 156H168V154H167ZM167 156H165L166 157V159L168 158H171V156L172 155H170L169 157H167ZM199 156H200V154H199ZM202 156V155H201ZM206 156V155H205ZM222 156V157H223ZM241 156V157H242ZM263 156H264V154H263ZM9 157V156H8ZM123 157V156H122ZM132 157V156H131ZM150 157V156H149ZM149 157H148V155H147V160L149 159ZM164 157V158H165ZM172 157H174V155L172 156ZM219 157V156H218ZM222 157H220L221 159H222ZM92 158H93V156H92ZM112 158V160L114 161V159ZM125 158V157H124ZM123 158V159H124ZM138 158L136 157V159L135 160H137L138 161ZM200 158V157H199ZM204 158V157H203ZM219 158V159H220ZM229 157H227V159H228ZM232 158V159H233ZM8 159V158H7ZM94 159V158H93ZM122 159V158H121ZM122 159V160H123ZM126 159H129V160H131L130 159V156H128V158H126ZM134 159V158H133ZM133 159L131 160L132 162H134L133 161ZM151 159V158H150ZM150 159H149V161H150ZM161 159H163V158H161ZM160 159V162H163V160H166V159H163V160H161ZM181 159V158H180ZM191 159V158H190ZM189 159V160H190ZM196 159V158H195ZM218 159V160H219ZM220 159V160H221ZM226 159V160H227ZM231 159V160H232ZM244 159H242L243 161H245ZM95 160V159H94ZM140 160V159H139ZM179 160V159H178ZM185 160V161H186ZM201 159H199L198 161H200ZM205 160V159H204ZM210 160V157H209V159H208V161ZM128 160H126V162H127ZM181 161V160H180ZM192 161H194V159L192 160ZM192 161L190 160L188 163L190 164V163H192ZM203 161V160H202ZM207 161V160H206ZM215 161H217V158H216V160ZM222 161V160H221ZM229 161V160H228ZM236 161V160H235ZM235 161H233L234 163H235ZM239 161H241V160H239ZM243 161H241L240 163L241 164H243ZM6 162V161H5ZM90 162V161H89ZM91 162H93V160L91 159ZM103 162V161H102ZM141 162V161H140ZM148 162V161H147ZM166 162V161H165ZM175 162V161H174ZM174 162H171L172 164L174 163ZM197 162V161H196ZM195 162V163H196ZM220 162V161H219ZM223 162V161H222ZM100 162H98V164H99ZM125 163V162H124ZM135 163V162H134ZM170 163V164H171ZM186 163V162H185ZM188 163H186V164H188ZM227 163V162H226ZM240 163L238 164V162L236 163V164H238L237 166H235L234 168H236L235 169V172H236V170H239L238 171V176L240 177V179H239V177H238V180L239 181H237V183L239 182V184L240 185H238V186H240V187H238L237 189L235 188V186L237 185V183H236V185H235V182L234 183H232L233 181H234V179H233V181L231 180H227L226 179V177L228 178V176H225L224 178H225V180H222L223 181V183L221 182V179H220V181H219V179H218V182L221 184H219L217 181H215L216 180V178H218V176L217 177H215V175H214V173L215 172H218L219 173V171H216L215 170V172H213V168L215 167V165H216V163H215V165L213 166V168H211L210 169V167L211 166H209L208 168L211 170V172L210 173H212L213 172V174H212V179H213V181H212V179H211V177H209L208 179L210 180V184L209 185H211V184H214V183H218L217 185H218V190H217V188L215 189V191L217 192L215 195L213 194V193H215V191H213L212 190V188L213 187H215V186H217L216 184H214L213 186H206V187H204L205 186V184H206V182L208 183L209 182V180L207 181V180H205L203 177H201V178H203L206 182H205V184H204V181L203 180H200L199 178H197L198 180L197 181H200L201 182V184H204V188L206 189H210V191H209V189H208V191L209 192H204V190H203V188L200 190V187H201V184H200V182H197L196 181V175H197V170H199V169H197V168H195L196 169V171H195V169L191 166V168L192 169H194V170H190L192 173H195L196 172V175H195V178L193 177V180H194V182L192 181V184L194 185V183L196 184L194 187L195 188H197V189H199V190H196L195 188H194V190L193 189H191V191H192V196H190V198L193 200V203H194V207L192 208L193 209V212H192V217H189V218H185V219H183V217H181L183 214H179V216H178V218L180 217L181 218V220H180V226H181V228H180V230H179V232H177L176 231V233H171V236H170V239H171V237L173 236V238L175 239V241H176V245H175V242H174V245L176 246L175 248H174V250L175 249H180V250H192L193 249V251L194 252H196V253H199V255L201 256L202 254H203V252L204 251H201L200 252V245H199V243H198V241L197 240H191L190 239V237H188V231H194V233H195V231H196V233L197 232H199V233H202V234H204V233H207L208 234V232H205V231H207L206 230V228L207 227H205L204 226V224H203V220H202V217L200 216V214H202L201 212H203L202 210H201V208H203V206H206L207 207V209L209 210L210 208H211V210L213 209V207H211L210 205L213 203V206H215V207H217L216 209H217V213H215L216 211H215V209H214V213L218 216V231L216 232V231H214V232H216V234H211V235H214L213 237H210L209 235H207L208 237H209V239H207V241H208V243H209V245L207 246V248H206V250L207 251H209L210 249H213V251H216V253H217V251H218V260H214V261H217L218 262V264H242L243 263V257H245L244 256V253H245V255H246V259L248 260V262H250V261H255V262H260L261 264H264V174H261L260 176H262V180L261 181H259V180H257V179H253V176L252 177H250V178H246L245 177V175H243V173H241V171H243V169L242 168H240ZM104 164V163H103ZM117 164H118V162H117ZM129 164H130V161H129ZM148 164V166L150 165L149 164V162L147 163ZM160 164V163H159ZM168 164V163H167ZM176 164L177 165H175V167L179 170V169H181V164H179L178 165V162H177V160H176ZM200 164H201V162H200ZM214 164V163H213ZM224 164V163H223ZM230 164V163H229ZM232 164V163H231ZM91 165V164H90ZM97 165V164H96ZM96 165H94V167L93 168H95V166ZM113 165V164H112ZM122 165V163L120 164V166H119V164H118V167H122L121 166ZM126 165H127V163H126ZM131 165V164H130ZM135 165V164H134ZM143 165L144 164H142V168H143ZM160 165H165L164 163H162V164H160ZM169 165V164H168ZM185 165V164H184ZM197 165V164H196ZM204 165V164H203ZM206 165H207V163H206ZM209 165H211V163L209 164ZM109 166V165H108ZM114 166V165H113ZM129 166V165H128ZM146 166V165H145ZM178 166V167H177ZM187 166V165H186ZM189 166V167H190ZM199 166V165H198ZM202 166V165H201ZM201 166H200V170L198 171V173L199 172H201V171H205L206 169L205 168H201ZM217 166H218V164H217ZM217 166L215 167V168H217ZM231 166H233V165H230V167ZM97 167L99 168V165H97ZM95 168V169H92V170H90L91 168H89V170L92 172L93 170V172H92V174L93 175H95V171L98 169V168ZM124 167H126V166H124ZM131 167V166H130ZM133 167V166H132ZM137 167V166H136ZM171 167V166H170ZM174 167V166H173ZM184 167V166H183ZM188 167V168H189ZM194 167H196V166H194ZM219 168H221V166H218ZM228 166H226V168H227ZM238 167V168H237ZM104 168H106V165H105V167ZM138 168H139V166H138ZM140 168H141V165H140ZM139 168V169H140ZM147 169H148V167H146ZM161 168H163V167H161ZM243 168H244V166H243ZM257 169H259V167H256ZM6 169V168H5ZM100 169V168H99ZM99 169H98V171H99ZM101 169H103V167H101ZM108 169V168H107ZM118 169V168H117ZM116 169V170H117ZM122 169V168H121ZM128 169V168H127ZM158 169V168H157ZM159 169H160V167H159ZM166 169V168H165ZM168 169H169V171H170V168L168 167ZM186 169V168H185ZM209 169H207V171L209 170ZM232 168H230V170H231ZM106 170V169H105ZM110 170V169H109ZM109 170H108V172H109ZM112 170V169H111ZM110 170V171H111ZM124 171L126 170V169H123ZM128 170H130V168L128 169ZM167 170V169H166ZM173 170V169H172ZM171 170V171H172ZM178 170H176V172H178ZM186 170H188V169H186ZM218 170V169H217ZM234 170V169H233ZM97 171V172H98ZM119 171V170H118ZM121 171V170H120ZM136 172H137V170H135ZM143 171V170H142ZM158 171V170H157ZM189 171V170H188ZM228 171H229V169H228ZM227 171V172H228ZM5 174L7 175V177H6V182H4L5 184H3V182H2V179H3V177H0V207L2 208V206H3V197H4V194L5 193H7L8 195H9V200L11 201V202H15V200H16V197H15V192H14V190H15V185H17L16 183H15V179L13 178V177H15V176H12V173H11V171H10V168H8L7 169V171L5 170ZM106 172V171H105ZM114 172V171H113ZM117 172V171H116ZM173 172H174V170H173ZM190 172V175L192 174ZM230 172H232V171H230ZM230 172H229V174H230ZM244 172V171H243ZM119 173V172H118ZM168 173V172H167ZM172 173V172H171ZM170 173V174H171ZM182 173V172H181ZM183 173H185V171L183 172ZM182 173V174H183ZM187 174H189L188 172H186ZM209 173V172H208ZM138 174V173H137ZM169 174V173H168ZM173 175H177V174H174V173H172ZM181 174V175H182ZM228 174V175H229ZM180 175V174H179ZM184 175V174H183ZM189 175V176H190ZM193 175V176H194ZM211 175V174H210ZM213 175H214V177H213ZM235 175V174H234ZM185 177H187V175L185 174L184 175ZM199 176V175H198ZM197 176V177H198ZM209 176V175H208ZM224 176V175H223ZM232 176H233V174H232ZM173 177V176H172ZM177 177H178V175H177ZM180 177V176H179ZM183 177V176H182ZM192 177V176H191ZM191 177H189L188 179H189V182L191 181ZM220 177V176H219ZM236 177H237V175H236ZM174 178V177H173ZM173 178H171V180L173 179ZM176 178V177H175ZM184 178V177H183ZM206 178H207V175H206ZM214 178H215V180H214ZM220 178H222V177H220ZM4 180V179H3ZM176 180V179H175ZM174 180V182H176ZM92 181H94L95 182V180H93L92 179ZM134 181V180H133ZM137 181V180H136ZM196 181V182H195ZM94 182H92V183H94ZM153 182H155V181H153L152 180V182H150L151 184L153 183ZM172 182V181H171ZM186 182H187V180H186ZM203 182V183H202ZM214 182V183H213ZM198 183V184H197ZM171 184V183H170ZM188 184V183H187ZM186 184V185H187ZM190 184H191V182H190ZM231 184H233V185H231ZM152 185H155V184H152ZM151 185V186H152ZM171 185H173V184H171ZM193 185H190V186H192L193 187ZM200 185V186H199ZM206 185H208V184H206ZM188 186H189V184H188ZM190 186H189V190H190ZM19 187V186H18ZM199 187V188H198ZM188 188V187H187ZM151 190H152V187H151ZM203 190V191H202ZM205 191H207V190H205ZM213 191V192H212ZM152 192H154V190H152L151 191V193H150V191H148L147 193L149 194L150 193V196H152ZM210 192H212V193H210ZM195 193H197V194H199V195H197V194H195ZM202 193H203V195H202ZM21 194V193H20ZM175 194V193H174ZM189 194V192L187 193V195ZM194 194V195H193ZM209 194V195H208ZM147 195V194H146ZM153 197L152 198H148L149 196H146L145 197V199H144V204H145V207L147 208L149 205L150 206H153V207H157L158 205H160L158 202H160V201H162V202H164V203H168V202H171V200H172V196H169V195H164V196H160V195H155V193H153ZM205 196H207V197H205ZM209 196V197H208ZM211 196H216V197H218V201L217 202H215V201H212L213 199H212V197ZM19 197V196H18ZM21 197H22V195H21ZM31 197V196H30ZM34 197V196H33ZM155 197H157V200L155 201ZM210 197H211V199H210ZM24 198V197H23ZM189 198V199H190ZM203 198L205 199L206 198V202H207V199H210L211 200V202H210V200H208V202L206 203L205 201H203V202H205V204L204 203H202V200H203ZM21 199V198H20ZM149 199V200H148ZM190 199V201L192 202V200ZM22 200H25V199H22ZM125 200H126V197H125ZM127 200H129V198L127 199ZM126 200V201H127ZM134 200H136V199H134ZM21 200H19V202H20ZM25 201H29V203H30V200H25ZM125 202V201H124ZM128 202V201H127ZM127 202L124 204V205H129V204H127ZM137 202V201H136ZM138 202H139V200H138ZM157 202V203H156ZM209 202H210V204H209ZM33 203V202H32ZM216 203V204H215ZM15 204V203H14ZM13 204V205H14ZM34 204V203H33ZM141 204H142V202H141ZM158 204V205H157ZM215 204V205H214ZM140 205V204H139ZM178 205V204H177ZM15 206L16 205H14V208H15ZM142 206H144V205H142ZM149 206V207H150ZM126 207V206H125ZM129 207V206H128ZM128 207H126V208H128ZM152 207V208H153ZM161 207V206H160ZM171 207V205L168 203V204H165V209L167 210V209H169ZM209 207V208H208ZM117 208H119V207H117ZM130 208V207H129ZM136 208H139V207H136ZM151 208V207H150ZM116 209V208H115ZM171 209H173V208H170V210ZM151 210V209H150ZM164 211V212H167V211ZM144 211H145V208H144ZM163 211V210H162ZM27 212H28V210H27ZM26 212V213H27ZM41 212V211H40ZM148 213V214H147ZM147 213H145L146 215L144 216L143 214V216L142 217H151V216H149V212L147 211ZM28 214V213H27ZM170 214H172L171 213V211H170ZM209 214V213H208ZM21 215V216H20ZM25 215V213H23L21 210L19 211H15V215L14 216H10V217H7V221H6V224L4 225V223H2L1 225H0V240H1V238H3L4 236H7V237H5V238H3L2 240L4 241V239L5 240H7L6 238H8V241L10 240L9 238V236H10V230H12V229H14L13 227V225H15V226H19L18 225V220L19 219H17V222H16V218H20V220L21 221H23V220H25V222H26V219H24V218H26L27 217V215L26 216H24ZM151 215H152V213H151ZM156 215H158V212H157V214ZM181 215V216H180ZM205 215H206V218H208V216H210V214L207 216V213H205ZM23 216V220L21 219V217ZM166 216V215H165ZM156 217V216H155ZM164 217V216H163ZM44 218V217H43ZM152 218V217H151ZM151 218H148V219H150L151 220ZM179 218V219H180ZM205 218V219H206ZM158 219V218H157ZM156 219V220H157ZM169 219V218H168ZM232 220V222H233V224L236 226V228H238V229H242V230H244L245 232V234L247 235V234H250V239H248V238H246V237H244L243 236V238L242 239H238V237H237V234L235 233L236 231H240V230H236V231H234V232H231V231H226V230H222V229H224V227H225V225L226 224H228V222H229V220ZM10 220H11V222H10ZM13 220H15V222L17 223H13L14 221ZM155 220V221H156ZM170 220V219H169ZM210 220V219H209ZM208 219L205 221V223H207V221H209ZM212 220V219H211ZM13 221V222H12ZM41 221V220H40ZM158 221V220H157ZM165 221H168L167 219H165ZM24 222V223H25ZM221 224H220V223ZM28 223V222H27ZM167 224L169 223V221L168 222H166ZM210 223V222H209ZM10 224H12V225H10ZM21 224H22V222H21ZM164 224V223H163ZM166 224V225H167ZM13 226L12 228L10 227V226ZM25 224H22V226L20 227L19 226V229L16 227L14 230L16 231V229H17V233L18 234H21V233H19L20 232V229H22V227H23V232H24V235L26 236V233L25 232H28L29 230H30V224L28 225V227H29V230L26 228L27 226H24ZM27 225V224H26ZM165 225V224H164ZM206 225V224H205ZM210 225V224H209ZM208 224L206 225V226H209ZM38 226V225H37ZM49 226V225H48ZM51 226V225H50ZM25 227V228H24ZM212 227V226H211ZM11 228V229H10ZM32 228H34V229H36L35 227H32ZM59 228V227H58ZM131 228V232L133 231L132 230V227H130ZM10 229V230H9ZM179 229V228H178ZM18 230H19V232H18ZM38 229H36L35 231H37ZM57 230V229H56ZM61 230H63L62 228H61ZM129 230V229H128ZM162 231H165V230H167L168 231V228H164V229H161ZM170 230V229H169ZM31 231H32V229H31ZM34 231V230H33ZM59 231V230H58ZM210 231H212V229H210ZM129 232L130 231H128V234H129ZM253 232V233H252ZM12 233V232H11ZM13 233H15V232H13ZM32 233V232H31ZM35 233V232H34ZM38 233V232H37ZM152 233V232H151ZM164 233V232H163ZM40 234V233H39ZM38 234V235H39ZM64 234V233H63ZM66 234V233H65ZM68 234V233H67ZM70 234V233H69ZM127 234V235H128ZM132 234V233H131ZM168 234V233H167ZM170 234V233H169ZM168 234V235H169ZM253 234V235H252ZM21 235H23V233L21 234ZM31 235V234H30ZM35 235V234H34ZM54 235V234H53ZM57 235H59V233H57ZM130 235V234H129ZM133 235H136V231H135V233H133ZM199 235V234H198ZM3 236V237H2ZM31 236H33V235H31ZM30 236V237H31ZM190 236H191V234H190ZM196 236V235H195ZM194 236V237H195ZM201 236H203V235H201ZM259 236V237H258ZM27 237V236H26ZM61 237V236H60ZM125 237V236H124ZM131 237V236H130ZM130 237H129V240H130ZM155 237V236H154ZM153 236H152V238H154ZM158 237V236H157ZM156 237V241L158 240V238ZM166 237H167V235H166ZM199 237H200V235H199ZM205 236H203V238H204ZM28 238H29V236H28ZM32 238V237H31ZM59 238V237H58ZM123 237H121L120 239H122ZM135 238H136V236H135ZM134 237H132V243H133V245H132V248H138L137 247V241H138V239H135ZM142 238L143 237H141V241H143L142 240ZM146 238H148V240L150 239L149 237H145L144 238V241H145V239ZM152 238H151V240H152ZM172 238V239H173ZM192 238H193V236H192ZM197 238V237H196ZM56 239H57V237H56ZM134 239V240H133ZM116 240V239H115ZM118 240V239H117ZM125 240V239H124ZM123 240V241H124ZM135 240H137V241H135ZM111 241V240H110ZM120 241H122V240H120ZM122 241V242H123ZM125 241H127V240H125ZM125 241H124V243H123V245L124 244H126L125 243ZM253 241H257L256 243H253ZM129 242V241H128ZM149 242H151L150 240H149ZM153 242H155V241H153ZM158 242V241H157ZM3 243V242H2ZM9 243V242H8ZM13 243V242H12ZM67 243V242H66ZM117 243V242H116ZM131 243V242H130ZM130 243H129V245H130ZM135 243H136V245H135ZM146 243H147V241H146ZM171 243V242H170ZM172 243H173V241H172ZM201 243V242H200ZM207 243V242H206ZM4 244H5V242H4ZM7 244V243H6ZM65 244V243H64ZM68 245H69V242L67 243ZM66 244V245H67ZM121 244V247L123 246L122 245V243H120ZM119 244V245H120ZM139 244V243H138ZM147 244H149V243H147ZM151 244V243H150ZM153 245H154V243H152ZM152 244H151V246H152ZM128 245V244H127ZM169 245V244H168ZM203 245H205V244H203ZM0 246H2V245H0ZM125 246V245H124ZM140 247V249L138 250V251H140L141 249H143V248H141L142 247V245H141V243H140V245H139ZM146 246H148V245H146ZM155 246V245H154ZM153 246V247H154ZM116 247V246H115ZM128 247V246H127ZM152 247V249L154 250V252L153 253H150V254H153V256H154V253L156 252V250H155V247L153 248ZM190 247H192V249L190 248ZM209 247H210V249H209ZM73 248V247H72ZM114 248V247H113ZM118 248V247H117ZM124 248V247H123ZM68 249V248H67ZM128 249H129V247H128ZM209 249V250H208ZM251 249H256V251L259 253L258 255L257 254H255V253H252L251 252ZM134 250V249H133ZM151 250V249H150ZM196 250V251H195ZM205 250V251H206ZM136 251V250H135ZM149 251V250H148ZM199 251V252H198ZM106 252V251H105ZM145 252H147V250L145 251ZM152 252V251H151ZM103 253V252H102ZM109 253H110V251H109ZM113 254V253H112ZM147 254H149V252H147ZM109 256H111L110 254L108 255V257ZM217 257V256H216ZM105 259V258H104ZM176 260L177 258L176 257H174V256H172V259L171 260ZM178 260V259H177ZM179 261V260H178ZM211 262V260H204V261H200V262H197L196 264H208L207 262ZM138 264H139V262L140 261H136ZM182 262H184V263H189V262H186V261H182ZM216 262V263H217ZM215 262H213L212 264H214ZM141 264V263H140ZM211 264V263H210Z\"/></svg>", "mask_w": 264, "mask_h": 264}, {"label": "rangeland", "instance_id": "rangeland-1", "mask_svg": "<svg viewBox=\"0 0 264 264\" xmlns=\"http://www.w3.org/2000/svg\"><path fill=\"white\" fill-rule=\"evenodd\" d=\"M23 1H25V0H23ZM28 1V0H27ZM39 1V2H38ZM29 0V2H30V4H37V3H40V2H42V1H44V0ZM69 1H71L74 5H76V3H74V0H69ZM76 1V0H75ZM191 1V0H190ZM189 1V2H190ZM85 2V1H84ZM183 2H185L184 0L183 1H181V3H183ZM187 2H188V0H187ZM183 3V4H181L183 7H184V4L185 5H189L190 3ZM179 5H180V1H179ZM180 5V6H181ZM83 6V5H82ZM76 7H78L77 5H76ZM84 7V6H83ZM82 7V8H83ZM186 7V6H185ZM189 6H187V8H188ZM190 7L192 8V6L190 5ZM79 9H80V12L84 15V18H85V22L87 23V26L89 27L88 29H89V31L91 30V31H94L95 33L96 32H98L97 34L98 35H101L100 37H102L103 38V36H102V34L104 35L105 34V31H106V27L108 26L107 25V23H108V21H106V24L105 25H107L106 27H104L103 25H98V22L97 21H99V20H97L99 17L97 16V15H102V13H100V12H102V10L101 11H99V12H95V11H93V12H95L94 14H97V15H95V19L94 20H92V17L90 18V17H87V16H90L91 15V12H89V11H86V9H82L81 7H78ZM185 9L184 8V10L186 11H188V12H191V13H193V15H191V16H196V17H199V15L197 16V14H195L194 12H195V9H194V11H193V8L192 9ZM93 10V9H92ZM186 11V13L187 14H189L188 12ZM193 11V12H192ZM85 12L87 13V14H85ZM92 12V13H93ZM88 13H90V15L88 14ZM190 13V14H191ZM94 14H92V15H94ZM174 14V13H173ZM177 16H179L180 14H182V16L181 17H184V15H186L185 14V12H183V13H175ZM173 15V18H175L174 20H177V17H175L176 15ZM179 14V15H178ZM184 14V15H183ZM189 14V15H190ZM189 15H186L185 16V20H183L181 17H178L179 19L177 20V21H180L181 23H183L184 21H187L188 22V24L189 23H193L194 21H196L198 18H196V19H194L193 17H191V18H189ZM98 18H97V17ZM93 18H94V16H93ZM104 18V17H103ZM106 18V17H105ZM181 18V19H180ZM189 18V19H188ZM202 18V16H200L199 17V19L198 20H200ZM89 19H91V21H89ZM101 19V21L103 22V21H105V19H103L102 20V18H100ZM108 19V18H107ZM118 18H115V20H117ZM188 19V20H187ZM192 19V21L191 22H189L190 20ZM254 19V18H253ZM108 20H110V19H108ZM181 20H183V22L181 21ZM88 21H89V23H90V25H95V22L93 23L92 21H96V26H94V28H91V26H89V24H88ZM118 21V20H117ZM102 22H100V24L102 23ZM110 22V21H109ZM115 22V21H114ZM120 22V21H119ZM179 22V23H180ZM93 23V24H92ZM104 23V22H103ZM116 23V22H115ZM118 23V22H117ZM116 23V24H117ZM97 25L98 26H103V29L101 28V27H97ZM117 25H119V24H117ZM247 26H248V28H247ZM247 26H245L246 27V29H250L251 27H250V24H247ZM95 27H97V28H101L104 32H102V30H101V32H102V34H100V29H95ZM250 27V28H249ZM104 28H106V29H104ZM182 28V27H181ZM183 28H186V30H181V29H179L178 27H175V28H172V30H168V37L170 38V36H172V35H174L175 36V38H173L174 36H172V38L174 39H172L171 41H174V48H173V50H170V49H167V48H169V46L168 45H165V39L167 38V29H163V30H165V31H163L162 29L160 30V33H161V37H162V42H164V45H162L161 46V48H160V51H162L161 53H164V54H166V52H167V54L166 55H163V56H166V58L164 59V57H162L163 59L160 61L161 63H162V65H161V67H162V69H164L165 70V72H167V74L169 75L170 74V72L171 71H175V72H177V74L179 75V78L181 79V80H184L185 81V77H186V75H188L189 73L190 74H192L193 76H195V74L197 73V75H200L201 74V71L203 72V69H201V67H200V69H199V66H201V65H199V64H197V67L195 68V67H193V65H194V63L196 64V59H197V56L198 55H202V54H200V52H201V48H200V42L201 41H198V40H200V39H197L196 41H198V42H196V41H192L193 40V35L194 36H196V35H198L196 32L199 30V29H194V28H192V27H188L187 28V26H184ZM257 28V27H256ZM157 29V28H156ZM156 29H155V31L153 30V32H151L152 33V35H153V37H150V34H145L144 35V38H145V36H147V38L149 37V38H152V40L150 39L149 41H151L150 43L152 44L154 41L157 43V40H156V37H157V35H158V30L156 31ZM188 29V30H187ZM245 29V28H244ZM120 29H118L117 31H119ZM108 31V30H107ZM106 31V32H107ZM146 31V32H145ZM170 31H172L171 32V34H170ZM184 32V35H185V33H186V35L188 36V34L191 36V38L188 36V38L191 40V42H196V44H198L197 46H199V47H196L197 48V50L195 49V45L194 44H192V43H190L191 45H193L192 47H193V49L191 48L190 49V51L189 52H191V53H189L188 52V50H189V47L191 46V45H189V47L188 46H186V48H185V44L182 46V44L184 43V39H183V43H179V39H178V37H180V34H183V32L182 33H179V35L177 34V32ZM193 31H196V32H194L193 33V35L192 34H190L191 32H193ZM246 32H248V33H251V31H252V28L250 29V30H245ZM144 33H150V32H147V30H144L143 31ZM143 32H140V38H138V41H141V43H144L142 40L143 39H141V36H142V38H143ZM216 32H217V34H216ZM215 32V34L218 36V30ZM243 32H244V30H243ZM90 33V32H89ZM94 33V34H95ZM141 33H142V35H141ZM97 34H96V36H97ZM170 34V35H169ZM196 34V35H195ZM151 35V36H152ZM178 35V36H177ZM184 35H182V37L180 38L181 39V41H182V38L184 37ZM185 35V38L187 37ZM200 35V34H199ZM198 35V36H199ZM208 35H210L211 36V33L210 34H208ZM202 36V35H201ZM244 36V38H245V34L243 35ZM243 36H242V40H243ZM200 37V36H199ZM247 37V36H246ZM101 38V39H102ZM148 38V39H149ZM197 38V37H196ZM195 38V39H196ZM136 39V38H135ZM178 39V41H176ZM201 39H203L202 37H201ZM246 39H248V40H245V44H246V42H247V44H249V45H251V47H250V49H249V45L247 46L248 47V49H247V47H246V49L244 48L243 49V51L245 50V53H244V56L247 58V54L248 55H252V51H254L256 48L258 49V50H255L254 52H256V53H259V51L260 50H263L262 48H264V45H263V47H256V45H254V44H252L251 43V40H250V37H247ZM146 40V38L144 39V41ZM170 40V39H169ZM190 40L188 41V42H190ZM180 41V42H181ZM187 41V39H185V42ZM249 41V42H248ZM106 42L107 41H105V43H103L104 45L106 44ZM187 42V43H188ZM102 42H99V48L97 47V45H98V43H97V45L95 46V48L97 47L99 50H103L104 49V52H101V53H103V55L101 54V57H100V55H98L97 54V57H95V58H97L98 59V57H100V58H104L103 59V63H105L104 61H106L105 59V56L107 55V53H105V51L107 50V48H105V47H107L106 45L104 46L103 44H101ZM146 43V42H145ZM156 43H154V45H153V47L151 46V44H148L147 43V45H150L152 48H151V51L153 52V50L154 49H156L157 50V48H154V47H156ZM187 43H186V45H187ZM141 46H139V45ZM138 44H137V48H142L145 44H143V46L140 44V42H138ZM178 44V45H177ZM102 45L104 46V48L103 49H100L101 47H102ZM107 45H108V43H107ZM147 45H145V47L149 50V52H150V46H147ZM217 45V44H216ZM167 48H166V47ZM145 47L143 48V49H145ZM177 47V48H176ZM216 47H218V46H216ZM254 47H256L255 49H253ZM182 48H184L185 49V51H183L182 50ZM199 48V49H198ZM205 47H203V49H204ZM97 49V50H98ZM142 49V50H143ZM147 49H145V50H147ZM167 49V50H166ZM172 49V48H171ZM174 49H176V50H174ZM236 49V47H234V50ZM253 49V50H252ZM260 49V50H259ZM97 50H95V51H97ZM137 50H140V49H137ZM142 50H140V51H142ZM147 50V51H148ZM164 50V51H163ZM169 50V51H168ZM199 50H200V52H199ZM214 51H215V49H213ZM213 50H208V51H211V52H214ZM217 50H218V48H217ZM217 50H216V53H215V55L217 54ZM234 50H231V52L233 51L234 52ZM237 50L238 49H236V52H234L235 53V55L237 54ZM247 50V51H246ZM250 50H251V52H250ZM94 51V50H93ZM92 51V53H95V52H93ZM146 51V52H147ZM166 51V52H165ZM258 51V52H257ZM264 51V50H263ZM143 52V51H142ZM145 52V51H144ZM143 52V53H144ZM145 52V53H146ZM148 52V53H149ZM156 52V51H155ZM183 52H184V54H183ZM188 52V56H190V57H188L187 55H186V53ZM196 52V53H195ZM227 52L228 53H230L229 52V49L227 50ZM226 52V53H227ZM233 52L231 53V54H233ZM262 52V51H261ZM194 53V54H193ZM202 53H204L203 51H202ZM226 53H225V55H226ZM96 54V53H95ZM212 54H214V53H212ZM231 54H227V55H229V56H231ZM105 55V56H104ZM146 55V54H145ZM148 55V54H147ZM150 55V57H148V58H146L147 60L145 61V59L143 58V61L145 62V65L146 64H148L147 65V68H149L150 66H152V64L154 63V59H152V54H149ZM154 55H155V53H154ZM186 55V56H185ZM203 55H205V53L203 54ZM211 54H208V56H209V58L212 56H210ZM226 55V56H227ZM235 55H234V57H235ZM96 56V55H95ZM103 56V57H102ZM140 56V55H139ZM207 55H205V57H206ZM207 56V57H208ZM225 56V62L227 63V62H231L230 63V67L235 63V64H237V65H239L238 64V61H240L239 60V57H237V59L238 60H236L235 58H233V55L231 56V57H226ZM238 56V55H237ZM143 57H146V56H144L143 55ZM185 59H184V58ZM187 57V58H186ZM195 57H196V59H195ZM200 57V56H199ZM204 57V56H203ZM203 57L202 58H200L201 60H203ZM212 57H214V55L212 56ZM244 57V58H245ZM249 57V56H248ZM252 57H254V54L252 55ZM252 57H250V59L249 58H247L246 60H248L247 62H249V60L251 61V63H252V61H254V60H252ZM31 58V59H30ZM29 59H30V61L32 60V63H33V61H35V58L34 59H32L33 57H30ZM95 58L93 59V60H95ZM99 58V59H100ZM177 58V60H176V63L174 62V60ZM218 57H217V55H216V58L215 59H217ZM229 58H230V60H229ZM79 59V58H78ZM97 59L95 60L96 62H97ZM102 59H100V63L102 64V62H101V60ZM139 59H141V57L139 58ZM181 59V60H180ZM221 59V58H220ZM227 59L229 60V61H227ZM74 60V64H76V61H77V63H79L80 64V62H78V60L77 59H73ZM73 60L70 62V64L73 62ZM76 60V61H75ZM138 60V59H137ZM149 60V61H148ZM167 60H168V62H167ZM189 60H191L189 63H191V66L189 65V63L187 62V61H189ZM199 59H197V61H198ZM231 60H233V61H231ZM30 61H29V64L28 65H30V68H31V66H32V64H30ZM36 61H38V60H36ZM36 61H35V63H33V64H35V65H33L32 67V69L34 70H32L31 69V71L29 72L30 74L33 72H37V70L38 69H41L42 68V64L40 63V61H38V64L40 63V65L39 66H41V67H37L38 66V64L36 63ZM80 61V60H79ZM94 61V62H95ZM142 61V60H141ZM148 61V62H147ZM194 61V62H193ZM235 61H237V62H235ZM99 62V61H98ZM137 62V61H136ZM139 62V61H138ZM144 62L142 63V64H144ZM151 62V63H150ZM164 62H165V64H164ZM173 62L175 63V66H174V64H173ZM200 62V61H199ZM223 62V61H222ZM234 62V63H233ZM246 62V63H247ZM141 63H139V65H141ZM193 63V64H192ZM224 63V62H223ZM69 64V62L68 63H66V65L68 66V67H70V68H72L73 70H74V73L77 75H75V74H71L69 77L71 78V79H75L76 77L78 78L79 76H81L80 74H79V72L77 73L76 71H78V66L76 67V66H72V64L70 65H68ZM99 64V63H98ZM100 64V65H101ZM127 64V63H126ZM129 64V63H128ZM137 64V63H136ZM151 64V65H150ZM232 64V65H231ZM242 64H244V66L242 65ZM248 64H250V63H248ZM254 64H256V62L254 63ZM258 64V63H257ZM37 65V66H36ZM96 65V64H95ZM94 65V66H95ZM104 65V64H103ZM150 65V66H149ZM237 65H235V66H237ZM247 64H245V62H241V65H239V66H241L239 69H242V71L241 70H239V71H237V67H239V66H237V67H234V65H233V67L236 69V71L238 72V74H240V77L239 76H237L233 71H235L234 69H233V71H232V69L230 70V71H232V73H234V76H231V75H233L232 73H229V74H231L230 76H231V78H230V76H229V78L227 77L226 78V80H228V81H226L225 83V88L223 87L222 89H221V91H219L220 93H222V90H223V92H226L227 91V93L228 94H226V95H229V97L230 96H232V97H230V99L231 100H233V99H235V94H238V96H236V100L237 99H245V101L247 102L248 100H247V97H255V96H253L254 94H256V97H257V94H260L259 95V98L261 99V98H263V100H264V85H262V83H264V70H261V68H259L258 70L260 71H256L257 70V68H255L253 65H250V66H253V68L252 67H250V68H248L249 67V65H247ZM263 65V64H262ZM258 66V65H256L257 67H263V66ZM35 66V67H34ZM66 66V67H67ZM72 66V67H71ZM94 66H92V68H93V71H95L96 69H94ZM97 66V65H96ZM95 66V67H96ZM99 66V65H98ZM105 66V65H104ZM106 66H107V64H106ZM127 67V69H128V67H129V65H126ZM29 67V66H28ZM65 67V68H66ZM73 67H76L77 68V70L76 69H74ZM136 67V66H135ZM134 67V65H133V69L135 68ZM141 67L142 68H144V70L145 69H147L146 68V66H140V69H141ZM191 67V68H190ZM30 68H28V69H30ZM35 68H36V70H35ZM86 68V67H85ZM85 68H83V70L85 69ZM97 68V67H96ZM102 68H104L105 69V67H103V66H101L100 67V70H98V74L99 73H101V72H103L104 71V69L101 71V69ZM129 68H131V70H130V73L129 74H131L132 75V77H136L137 78V75H134L133 73H131L132 71H135V70H137L136 68L133 70L132 69V67H131V65H130V67ZM139 68V67H138ZM153 68V67H152ZM232 68V67H231ZM244 68H247V71H246V69H244ZM42 69H44V68H42ZM68 69V68H67ZM67 69H65L67 72L68 71H72V69L71 70H67ZM80 69H81V67H80ZM190 69V70H189ZM192 69V70H191ZM196 69V70H195ZM198 69V70H197ZM250 69H255V70H250ZM47 70V69H46ZM52 71V69H48V71ZM53 70H55V69H53ZM76 70V71H75ZM86 70V69H85ZM84 70V72H83V75L86 73V71ZM107 70H108V67L106 68V71H104V72H107ZM144 70H140L142 73H144L143 71ZM248 70H250V71H248ZM49 71V72H50ZM101 71V72H100ZM139 71V70H138ZM197 71V72H196ZM199 71H200V73H199ZM253 71V72H252ZM262 71V72H261ZM69 72V73H70ZM95 72V73H96ZM103 72V73H104ZM126 73H127V71H125ZM137 72V71H136ZM146 72V71H145ZM240 72V73H239ZM244 72H246V73H251L250 74V76L251 77H253V78H251L250 76H248L249 74H246V73H244ZM94 72H92V74H93ZM94 73V74H95ZM96 73V74H97ZM103 73H101V75L103 74ZM108 73H109V71H108ZM125 73V74H126ZM142 73H139V74H142ZM242 73H244L243 75L244 76H246V79L247 78H249V79H247L246 80V83H245V77H244V80L242 79L243 77H242ZM252 73H254V74H252ZM259 74V76H258V74ZM92 74H90V75H92ZM96 74L94 75L95 76V78L93 77V75L91 76L92 77V80L90 79L91 77H88L89 78V80H90V83H91V85L94 87V85H95V87H96V85L98 86V84H99V82L98 81H100L99 79H103L104 77H103V75L102 76H100V74H99V76L100 77H98L97 76V78H99V79H97L96 78ZM129 74H127L126 76H128ZM204 74V73H203ZM55 75L57 76L58 74H56L55 73ZM73 75H75V76H73ZM106 75H108V74H106ZM130 75V76H131ZM143 76L145 75V74H142ZM141 75V76H142ZM185 75V76H184ZM196 75V76H197ZM59 76V75H58ZM87 73L84 75V77H85V79L87 78ZM105 76V75H104ZM130 76H128V78H127V80H129V77ZM140 76V75H139ZM169 76H171V75H169ZM182 76H184V78L182 77ZM195 76V77H196ZM201 76V75H200ZM200 76H198V77H196V79H198L199 80V77ZM248 76V77H247ZM83 77V78H84ZM148 76L147 75H145V77H142L141 79H145V78H147ZM183 79H182V78ZM236 77V78H235ZM242 77V78H241ZM77 78H76V80H77ZM105 78H107V76H105ZM124 78H125V75H124ZM125 78V79H126ZM171 78V77H170ZM170 78L168 79V82H169V86H171V83H172V81L170 80ZM201 78V77H200ZM233 78V79H232ZM237 78H239V80L237 79ZM250 78L253 80V82H251L252 84H250V82H248L249 80H250ZM101 79V80H102ZM158 79V81L157 82H159V83H157L158 85L157 86H160L161 87V85H162V78H160V77H156V80ZM236 79V80H235ZM75 80V81H76ZM95 80H96V82H95ZM140 80V79H139ZM145 80H147V79H145ZM181 80L179 81V82H176L175 83V86L173 85V83H172V87H171V89L169 88V86H168V92L170 93V94H173V91H179V90H177V89H180L181 87L183 88V91H182V88H181V93H183L184 92V94L183 95H181V94H179L180 93V91H179V93L177 92H174V95H175V93H176V95L175 96H177L176 98H175V101H174V107H175V109L178 111H180V112H184V106L182 107V105H181V101H183L184 99H185V102H189V101H191V100H189L190 98H188L192 93H190V92H194L195 90L194 89H190L189 87H190V83L189 82H187L188 81V79L186 80V82H187V84H189V86H188V88L186 87V86H181L182 85V83L183 82H181ZM200 80H202V79H200ZM200 80L198 81V82H200ZM231 80V82L228 84V82ZM242 80V81H241ZM106 81V80H105ZM143 81V80H142ZM104 82V79L102 80V83ZM107 82H109V81H107ZM181 82V83H180ZM185 82V83H186ZM262 82V83H261ZM101 83V81H100V84H102ZM104 83H106V82H104ZM143 83H146V82H143ZM148 83V82H147ZM231 83H232V85H231ZM234 83V84H233ZM247 83H248V86H247ZM94 84V85H93ZM109 84V83H108ZM113 84H114V82H113ZM261 84V85H260ZM202 85V84H201ZM230 85V86H229ZM245 85H246V87H245ZM252 86V87H249V86ZM100 86V85H99ZM103 87H101V88H105V86L104 85H102ZM176 86H181L180 88H177ZM198 86V85H197ZM200 86V85H199ZM228 86V87H227ZM234 86V87H233ZM260 86V87H259ZM106 87L108 88L109 86L108 85H106ZM173 87H174V89H173ZM175 87H176V89H175ZM184 87L186 88V90L188 91V93L189 94H187V92H186V90H184ZM206 87H208V86H206ZM205 87V88H206ZM231 87V88H230ZM247 89L248 87H249V91H250V94H251V91L253 92V95L251 96V95H247V94H249V91L248 90H245V88ZM100 88V89H101ZM120 89H126L125 91H123L124 93V95L123 96H125V98H127V94H129L128 92H129V89L125 86H123V87H119ZM195 88V87H194ZM243 88H244V90L245 91H243ZM251 88V89H250ZM254 88V89H253ZM258 88H260V89H262V90H260V91H258L259 89ZM143 89V88H142ZM196 90L198 89V87L197 88H195ZM208 89H210V88H207V90H206V92L208 91ZM254 91H253V90ZM255 89H258V90H255ZM107 90H109V88L107 89ZM122 90H119L120 91V93H122ZM199 91V93L200 92H203V89L200 91V89H198ZM225 90V91H224ZM235 90V91H234ZM128 91V92H127ZM141 91V90H140ZM98 92V93H97ZM104 92V91H103ZM103 92H101V96H97V94H99V91H96V96H97V98H102V100L100 99L99 100V102H98V100L97 99H94V100H97V103L99 104H101V102H105V101H103V96L105 97V95L107 94V93H105L106 92V90H105V92L103 93ZM107 92H109V91H107ZM127 92V93H126ZM134 93H135V91H133ZM138 93H139V95H140V92L139 91H137ZM143 92H145V91H143ZM147 92V91H146ZM145 92V93H146ZM172 92V93H171ZM186 92V93H185ZM209 92H212V91H208V93ZM235 92V93H234ZM242 92V93H241ZM246 92H248L247 94H246ZM91 93V92H90ZM93 93V92H92ZM92 93L91 94H89V95H91V97H93L92 96ZM132 92H130V94H131ZM138 93H136V94H138ZM142 93V92H141ZM239 93H240V95H239ZM94 94V93H93ZM103 94H105V95H103ZM127 96H126V95ZM186 94V95H185ZM210 94V93H209ZM218 95H219V93H217ZM217 94H216V96H214V98L213 97H211V96H209V97H211V99H214V101L216 100V98L218 99V96H217ZM89 95H88V97H89ZM100 95V94H99ZM107 95H109L110 96V93H108ZM134 94H131V95H129L128 96V98H130V96L132 97ZM142 96H143V94H141ZM147 95V96H146ZM178 95H180V96H178ZM245 95H247V96H245ZM95 96V97H96ZM109 96L107 97L106 96V101H107V99L109 98ZM112 96V95H111ZM148 96H149V100L150 101H148V99H145V98H148ZM151 95H149V93H146L145 94V96H143V97H140V96H138L139 97V99H142V100H144V102H143V105L144 106H142V104H141V106L143 107V108H138L137 107V109L139 110H143V109H146L147 108V110L148 109H151L150 110V112H152V113H150V114H152L153 115V117L152 118H154L153 119V122L150 120V122L148 123L147 122V118H149V114H147V113H145V110H144V113L142 114L143 115V119H142V121H145L146 120V122L149 124L148 125V127L149 128H151L152 127V129H149V128H145V127H143V123L139 126V129H135L138 125H136V124H140V122H138V123H136L138 120H140V118L142 117V115L140 116V114H141V111L140 112H138V110H137V113H139V117L137 116V115H135L136 114V111L135 112H133V114H132V111H133V108H135L134 107V105L133 104H131L133 107H131V109L129 108V105H130V100H129V105H128V99H126L127 100V103L126 102H124V100L122 101V102H124L125 103V105H123L122 104V102H121V104H119V105H121L122 107H123V109H126L127 108V110H124V111H126V112H124L123 111V113H122V108H121V106H120V110L119 109H117V110H119V114H118V116L116 115L115 116V114H117L116 112L117 111H115V113H114V110L112 111L113 112V114H114V116H113V114H112V112H111V110L112 109H109V112H111L110 113V116H108L109 114L108 113H105V110L106 111H108L107 109H108V107L110 108V106L109 105H111V107L113 106L111 103H113V101L115 102V100H114V98H113V101H109L108 100V102H109V105H108V107H104L105 105H104V103H102L103 104V106H101V108H100V106H99V109L97 108L96 110H95V112L96 111H98V110H100V112L101 111H103L104 109V113H103V115H106V116H103L102 117V120H104L103 122H101L102 120H101V117H100V120H98L97 122H99L100 121V123H101V125H104L103 127H107V124H108V128H109V126H110V124H113L114 123V125L116 126V128H114L112 125L110 126V128L111 127H113L114 129H115V131L114 130H111V133L114 131L115 133H114V139L116 140L117 139V142H115L114 141V139H113V143L116 145H112V146H110L109 144H113L111 141L112 140H110V137H109V139L107 138V140L105 139V140H103L104 138L102 137V136H104V135H106L107 136V133H105V132H101V130L99 131V130H97V132H95L96 131V129H94L93 127V131H90L91 129H89V128H91L90 126H89V128H88V125L86 124V122L88 123V119H89V115L91 116V114L93 113V111H92V113H91V111H90V113H86V111L85 112H83V113H85V114H82V115H80L81 114V112H82V110L85 108L86 110L87 109H89V108H91L92 109V107H93V105H92V107H88V108H86V106L85 107H83V109L79 112V113H77V109H78V107L77 108H75L74 109V111H72V112H69L68 111V113H66V114H64V115H66L67 116V118H66V120H64L63 122H62V124H64V122H66L67 120H68V122H66L65 124H64V126H63V130L62 131H64L65 129V127H67V128H70L69 127V125L71 126L72 125V123H74L72 126V128H70L71 129V131H70V129H69V131H67L68 129L66 128V130L64 131V132H66L67 134H62L61 132H60V130L62 129H58V127L56 128V131L57 132H59L61 135H63V137H65L68 141H69V143H70V145H71V149L73 148V150H72V153H73V155H74V167H73V170H72V173H71V175L69 176V178L66 180V182L64 183V184H62L58 189H56V190H54V191H51V192H48V193H34V192H31V191H29V190H27V189H25V188H23L22 186H20L17 182H16V180H15V183L17 184V185H15V190H14V194H15V197H16V200H15V204L14 205H16L15 207H16V212L19 210H21L23 213H25V215L24 216H26L27 215V217L26 218H24V219H26V222H25V220H23L22 218H23V216L21 217V219L23 220V221H21L20 220V218H16V222H17V219H19L18 220V225L20 226H22V224H25L24 226H27L26 228L29 230V227H28V225L30 224V230L28 231V232H25L26 233V236L24 235V230H23V227H22V229H20V232H19V230H18V232L19 233H23V235H21V234H18L16 231H17V229H16V231L14 230L17 226H15V225H13V226H10V225H12V224H10L9 226L12 228H14V229H12V230H10V240L8 241V238H6L7 240H5L4 239V241L2 240L3 238H5V237H7V236H2L3 238H1V240H0V245H2V246H0V264H33L35 261H37V259H32V258H22V257H19V258H13V257H10V255H12V254H24V255H56L54 252L57 250L58 251V253H57V255H58V259L60 260V261H62V263L61 264H138L136 261L138 260V261H140L139 262V264L141 263V264H187V263H184V262H182V261H186V262H189L188 264H196L197 262H200V261H204V260H211V262H207L208 264H212L213 262H215L214 264H218V262L217 261H214L215 259L216 260H218V251H217V253H216V251H213V249H210V247H209V251H207L206 250V248H207V246L209 245V243H208V241H207V239H209V237L207 236V235H209L210 237H213L214 235H211V234H216V232L218 231V216L215 214V213H217L218 211H217V207H215V206H213V203L211 202V200L212 201H215V202H217L218 201V197H216V196H211L212 197V199H211V197H210V199H207V202H208V200H210V202L212 203L210 206L211 207H213V209L211 210V208L208 210L207 209V205L205 204V200H206V198L204 199L203 198V200H202V203H204L206 206H203V208H201V210L203 211V212H201L202 214H200V216L202 217V220H203V224H204V226L205 227H207L206 228V230L207 231H205V232H208V234L207 233H204V234H202V233H199V232H197L196 233V231H195V233H194V231H188V237H190V239L191 240H197L198 241V243H199V245H200V252L201 251H204L203 252V254L200 256L199 255V253H196V252H194L193 251V249H192V247H190L192 250H180V249H175L174 250V248L176 247L175 245H176V241H175V239L173 238V236L171 237V239H170V236H171V233H176V231L177 232H179V230H180V228H181V226H180V220H181V218L179 219L178 218V216H179V214H183L181 217H183V219H185V218H189V217H192L193 215H192V212H193V207H194V203H193V198L191 199L190 198V196H192V191H191V189H193L194 190V186L196 185L195 183H194V185L192 184V181L194 182V180H193V177L195 178V175H196V172H197V175H196V181L198 180L197 178H199L200 180H203L204 181V184H205V180H209L210 178L209 177H211L212 176V174H213V172H215V170L216 171H219V173L218 172H215L214 173V175H215V177H217L218 176V178H216V180H215V178H214V180L215 181H217L218 182V179H219V181H220V179H221V182L223 183V181L222 180H225V176H228V178L226 177V179L227 180H232L233 181V179H234V181L232 182V183H234L235 182V185H236V183H237V181H239L238 180V171L239 170H236V172H235V169L236 168H234L235 166H237L241 161H243L242 159H244V157L242 156V153H241V151L239 152H237V155H239L240 153V155L242 156H240V159L237 157V156H235V158H233L234 156L233 155H236V151L235 150H237V149H240V148H233V147H235V145L234 144H232V146L231 145H229V146H227L226 147V144L228 145L231 141V139H230V137H232V141L233 140H236V138H234L233 139V137L235 136L236 137V133H238V136H241V133L243 132V130H241V131H239L238 130V132H236L235 133V129H236V131H237V128H239V127H236V126H238V124H235V122L237 121L238 122V118H241V120H239V122L241 123L242 122V120L244 119V117L248 114H245V112H247L246 111V108H247V110L248 111H251V112H253V110H255V111H257L258 110V113L257 112H254V115L257 113L258 115H255L256 116V118L258 117V119H260V118H262V125H264V102L263 101H261V102H263L262 104L261 103H257V99H255V98H253L252 100L250 99V98H248V99H250L251 100V102L253 101L254 103H249V102H244V100H243V102H244V104L246 105V104H248V105H252V106H249V107H247V105H246V108H245V105L243 104V107H244V114H245V116H244V114H243V112H242V110H243V107H242V110L240 111V113H238L239 112V110L238 109H240L241 107H236V104L237 105H242V103H237V101H236V104L234 103L235 102V100H233L232 102L234 103V104H232V102L231 101H229L228 103L225 101H221V100H218V101H216V102H214V104L215 105H213L212 107H213V109L215 110V116L217 115V116H220L219 114H220V112H221V117L222 116H224L223 118H222V120H220V122L218 123L216 120H218V117L216 116H214V118L216 119H214L213 120V122H210V123H212V124H210L211 126H209V125H207V124H204V123H201L200 121V124L198 123H196L197 124V128L195 127V129H197V130H194L196 133H197V131H198V134H197V136L199 137V138H203L202 140H203V142L205 141V136H203V135H205V134H209V132L210 131H213L214 130V128H217V126H218V124H220L222 121H223V123H221L222 125L223 124H225L226 122H225V119L227 120V122L228 123H226L225 125H219L218 126V130H219V128H222L223 129V127H224V129L225 130H222V129H220V132L218 131V135H220V136H224L223 134L225 133L226 134V129H227V133H228V136H227V134H226V139L228 140H226L225 138L223 139V137L220 139L219 137L220 136H218V138L220 139V141L219 142H221V143H223L225 140L227 141V142H229V143H227L226 141V143L225 144H223V148L221 149V147H220V149L216 146V145H218V141H217V144H216V141H215V148L217 147L218 149H216L215 151H213V149H215L214 147L212 148V145L214 144L213 143V141H212V143H210L209 141H205V145H208L207 147H208V149L209 148H212V149H210V150H208V149H202L203 150V153H202V150H201V152H199L197 155H194L193 156V158L192 157H190L189 159L192 161L193 159H194V161H192V163H188L190 160L189 159H185V160H183L182 158H184V157H182V155H180V153L182 152V150H183V148L185 149V150H187L186 149V146H191V145H189L188 144V142L185 140V144L183 145L182 144V141L180 140L179 142H177L178 141V139H177V141H176V139H174V141H173V139L172 140H169L167 137H165V136H163L162 138H161V140H159V138L157 139V138H155V134L157 133V131H159L158 129H159V125H160V122H158V117L161 115V113H159V109H158V105H157V103L156 104H154L155 102H156V100L155 99H153V97H150ZM186 96H188V97H186ZM192 96V95H191ZM206 96H208V94L206 93ZM243 96H245V97H243ZM91 97H89L88 99H90ZM112 97H114V96H112ZM134 97H136V95H134L133 96V98ZM137 97V98H138ZM204 97H205V95H204ZM216 97V98H215ZM228 97V96H227ZM226 96L225 97H223L224 98V100L227 98ZM237 97H240V98H237ZM48 98V97H47ZM80 98V96L78 97V99ZM132 98V99H133ZM135 99V100H138V99ZM187 98V99H186ZM205 98H207V100H208V97H205ZM223 98L221 97L220 99H222L223 100ZM258 98V97H257ZM49 99V98H48ZM81 99V98H80ZM85 99V98H84ZM92 99V98H91ZM131 99V98H130ZM210 99V100H211ZM228 99V98H227ZM83 100V99H82ZM85 100H87V98L85 99ZM94 100H92V101H94ZM110 100H112V98L110 97ZM122 100V99H121ZM135 100H132L134 103H135ZM153 100V101H152ZM155 100V101H154ZM229 100V99H228ZM227 100V101H228ZM249 100V101H250ZM84 101V100H83ZM92 101H91V103H92ZM101 101V102H100ZM86 102V101H85ZM85 102H84V104H85ZM87 102H89V100L87 101ZM137 102V101H136ZM140 101H138V103H139ZM142 102V101H141ZM149 102V104L147 105V103ZM153 102V104H154V106H152V108H150V106L152 105L151 103ZM238 102H241L240 100H238ZM95 103V102H94ZM107 103V102H106ZM137 103V104H138ZM218 103L220 104L221 103V105H219V106H223V105H225L226 107H227V109L225 108V107H223V108H225L224 110H223V108H222V111H221V109H219L218 111L216 110L217 108H216V106L217 107H219L218 106ZM229 103L231 104L230 105V107L232 106V105H234V106H232L231 108L229 107ZM86 105V104H85ZM88 105V104H87ZM95 105H96V103H95ZM135 105H136V103H135ZM145 105H147L148 107H146ZM253 105L255 106V108L253 107ZM84 106V105H83ZM115 106V105H114ZM113 106V107H114ZM125 106H127L126 108H125ZM104 107V108H103ZM117 107L119 108V106L117 105ZM140 107V106H139ZM211 107V106H210ZM209 106H208V108H210ZM116 108V107H115ZM207 108V109H208ZM235 108H237V109H235ZM254 108V109H253ZM81 109V108H80ZM79 109V110H80ZM128 109H130L131 110V112H128L129 114L128 115H130V117H127L128 115H127V111H129ZM229 109V110H228ZM234 109V110H233ZM253 109V110H252ZM78 110V111H79ZM146 110V111H147ZM226 110V111H225ZM228 110V111H227ZM84 111V110H83ZM220 111V112H219ZM232 111V112H231ZM238 111V112H237ZM88 112V111H87ZM223 112V113H222ZM234 112H236V114L234 115ZM242 112V113H241ZM120 113H121V115H120ZM135 113V114H134ZM154 113H155V115H154ZM217 113H219V114H217ZM233 113V114H232ZM238 113V114H237ZM250 113V112H249ZM89 114V115H88ZM93 114H96L97 116H98V114L97 113H93ZM100 114V113H99ZM108 114V115H107ZM122 114H124V117L122 116ZM223 114V115H222ZM71 115H72V117L74 118V119H72L73 121H70V117H71ZM102 115V114H101ZM100 115V116H101ZM112 115V116H111ZM119 115L120 116H122V118L123 119H120L121 117H119ZM125 115H126V117H125ZM133 115H135V116H133ZM145 115V116H144ZM228 115V116H227ZM230 115V116H229ZM240 115H242V116H240ZM86 116V117H85ZM148 116V117H147ZM162 116V115H161ZM227 116V117H226ZM231 116H234V117H231ZM77 117V118H76ZM79 117V118H78ZM95 117V116H94ZM119 117V118H118ZM137 117L139 118L138 120H137ZM151 117V116H150ZM238 117V118H237ZM85 118V119H84ZM97 118H99V117H97ZM124 118H126V119H130V120H126V121H124V124H123V121H121V123H120V120H124ZM229 118V119H228ZM233 118V119H232ZM234 118H237V119H235L234 120ZM17 119V118H16ZM15 119V120H16ZM24 119H26V118H24ZM58 119V118H57ZM87 119V120H86ZM93 119V118H92ZM219 119H221V118H219ZM84 120V121H83ZM108 120V122L105 124V122ZM111 120V121H110ZM119 122H118V121ZM135 121V123L136 124H134V126H136V127H134V128H131V126H130V124H129V122L128 121H132V122H130L131 124ZM233 120V121H232ZM17 121V120H16ZM77 121H78V123L80 122L81 124H80V126H79V124L77 123ZM90 121H92V120H90L89 119V122ZM141 121V120H140ZM141 121V122H142ZM219 121V120H218ZM117 122V123H116ZM152 122V123H151ZM229 122H231V123H229ZM233 122H234V124H233ZM236 122V123H237ZM68 123H71V124H69V125H66V124H68ZM96 124V121H95V119H94V122L92 123V124ZM99 123V124H100ZM104 123V124H103ZM118 123H120L119 125L121 126V128H120V126L118 125ZM126 123H128V125L129 126H127L126 125ZM146 123V124H147ZM167 123H170V122H166L165 124H167ZM27 124V128H28V124L30 125V123H26ZM26 124H25V126H26ZM32 124V123H31ZM61 124V125H62ZM78 124V125H77ZM91 124V123H90ZM216 124H217V126H216ZM228 124H229V126H228ZM66 125V126H65ZM123 125H124V127H123ZM150 125H151V127H150ZM198 125H199V127H198ZM206 125V127L208 126V128H204V126ZM227 125V128H225V126ZM232 125V126H231ZM24 126V127H25ZM31 126V125H30ZM29 126V127H30ZM81 127L80 129H79V127ZM84 126L86 127L85 129H83L84 128ZM92 126V125H91ZM95 126H97V124L95 125ZM118 126V127H117ZM130 127L129 129L127 128V127ZM142 126V129L141 130H144V128L145 129H148L149 130V132H147L148 130H146L145 131V133H147V137H146V135L144 134V133H142L141 132V130H140V127ZM144 126H146V125H144ZM174 126V127H173ZM172 126V129H170V128H167V126H166V128H167V130H166V134H167V132H169V131H175L176 129H178V126L175 124V125H173ZM201 126V127H200ZM231 126V127H230ZM60 127V126H59ZM100 127V126H99ZM102 127V128H103ZM122 127H123V129H122ZM147 127V126H146ZM175 127H177V128H175ZM202 127L204 128L203 130H202ZM212 127V128H211ZM235 128L234 130H232V128ZM101 128V127H100ZM101 128V129H102ZM125 128H127V129H125ZM138 128V127H137ZM199 128V129H198ZM200 128H201V131H200ZM210 128V129H209ZM228 128H230V129H228ZM25 129V128H24ZM86 129H89V130H87L86 131ZM99 129V128H98ZM106 129V128H105ZM116 129H118V131L116 130ZM119 129H121V130H123V131H120L119 132ZM175 129V130H174ZM194 129V128H193ZM212 129V130H211ZM242 129V128H241ZM13 130H17V131H19V132H22L23 130H21L20 128H17V127H14V125H13ZM130 130H133V131H131V133L135 136V137H133V138H135L134 140H132V134H131V139H130V137H128V132H130ZM137 131L139 134H140V132L142 133V134H144V135H142L141 134V136L139 135V138H137L138 140H137V142H136V137L138 136V135H136V133H134L135 131ZM140 130V131H139ZM209 130V131H208ZM222 130V131H221ZM27 131V130H26ZM77 131H80V133H77ZM98 131H99V133H101V135L102 136H100V135H98V136H100V137H102V140L103 141H107L108 142V140H110V142L111 143H108V147H107V149H105L103 146H101L100 145V140L101 139H93L94 137H92L93 135H96V134H98ZM108 131V135L110 136V134H109V132H110V130H107ZM106 131V132H107ZM172 131V132H173ZM193 131V130H192ZM200 131V132H199ZM203 131V132H202ZM215 131V130H214ZM213 131V132H214ZM224 131V132H223ZM234 131V132H233ZM24 132V131H23ZM177 132V131H176ZM190 132V131H189ZM212 132V133H213ZM223 132V133H222ZM230 132H231V134H230ZM241 132V133H240ZM72 133H73V135H74V137L76 138H74L73 137V135H72ZM82 133H84L83 135L84 136H82ZM87 133V134H86ZM105 133V134H104ZM117 133V134H116ZM118 133H119V135H120V133L122 134V135H120V136H122L121 137V139H118L119 137H118ZM123 133H126V135L124 136L123 135ZM153 133V136L152 135H150V134H152ZM196 133H194V134H196ZM203 133V134H202ZM215 133V132H214ZM222 135H221V134ZM232 133H235V134H232ZM85 134H86V137H88V136H90V138H89V140L88 139H85L86 137H85ZM104 134V135H103ZM117 136H116V135ZM169 134V133H168ZM211 134V133H210ZM209 134V135H210ZM21 135V134H20ZM113 135V134H112ZM112 135H111V139L113 138L112 137ZM209 135H208V138H209ZM213 135V134H212ZM215 135V134H214ZM234 135V136H233ZM79 136V137H78ZM80 136H81V138H80ZM130 136V135H129ZM168 136V135H167ZM230 136V137H229ZM237 136V139L239 138L240 139V137H238ZM242 136H244V134H242ZM83 137H85L84 139H85V141H84V139H83ZM99 137V138H100ZM129 138V139H125V140H127V141H125L124 142V139H122V138ZM144 138L145 139V141L144 140H142L141 138ZM211 137V136H210ZM91 138L93 139V140H91ZM148 140H147V139ZM217 138V139H218ZM242 138V137H241ZM74 139V140H73ZM141 139V143L142 142H144V144H143V147H145L147 144H145L146 142L148 143V146H146L145 148H146V151H147V155H148V157H149V159H150V161H149V159L147 160V155H146V152L145 151H141V148L142 147H137V146H142V144L141 143H139L140 140ZM216 139V140H217ZM230 139V140H229ZM242 139H244V137L242 138ZM242 139H240V140H242ZM91 143H89L88 141ZM120 141V143L121 142H124V144L122 143V147H125L126 145V152H123L122 153V150L121 151H118V149L120 150L121 148H118V147H121V144L119 143V141ZM224 140V141H223ZM240 140H237V141H234V142H236V143H239V141ZM83 141L86 143V141L90 144V146H87V144H85V143H83ZM100 141V142H99ZM102 141V142H103ZM136 142V143H138V144H140V145H137V146H135L136 145V143H135V145L133 146L132 144H133V142ZM149 141V142H148ZM172 141V142H171ZM96 142V143H95ZM97 142H99V143H97ZM106 142V143H107ZM177 142V143H176ZM181 142V144L180 145H178L179 143ZM202 142V141H201ZM202 142V143H203ZM208 142H209V144H208ZM243 142H244V140H243ZM243 142L242 141H240V143L241 144H243ZM82 143L84 144V145H82ZM93 143H95V144H93ZM104 143V142H103ZM102 143V145H105V144H103ZM116 143H119V146L117 147V145L118 144H116ZM172 143V144H171ZM175 143H176V145L177 146H179L178 148H179V150H178V148L177 147H175L174 148V145H175ZM207 143V144H206ZM233 143V142H232ZM235 143V144H236ZM264 143V142H263ZM97 144V145H96ZM129 144V145H128ZM150 144V145H149ZM168 144V145H167ZM188 144V145H187ZM95 145V146H94ZM98 145H100V148H99V146ZM124 145V146H123ZM130 145H132L131 147L132 148H134V149H132V151H134V152H132L131 151V148H130ZM145 145V146H144ZM162 145V146H161ZM167 145V146H166ZM171 145H172V147H173V150H170V149H172L171 148ZM181 145H182V147L183 148H181ZM220 145V144H219ZM222 145V144H221ZM224 145H225V147H224ZM129 146V147H128ZM210 146V147H209ZM242 146V145H241ZM85 147H88V151H86V149L87 148H85ZM111 147V148H110ZM114 147V148H113ZM116 147V148H115ZM154 148V149H156V148H159V152H157V154L158 155H156L155 154V152H153L154 150H152V149H150V148ZM236 147H239V145L238 146H236ZM91 148V149H90ZM102 148H104V149H102ZM118 148V149H117ZM145 148H142L143 150L145 149ZM148 148V149H147ZM224 148H225V151H224ZM84 149V150H83ZM90 149V150H89ZM99 149V150H98ZM102 149V150H101ZM109 149V150H108ZM124 149V148H123ZM127 149H130V151H128L129 153L127 154ZM175 149H177L178 150V152H176L177 150H175ZM180 149H182L181 151H180ZM228 149V150H227ZM230 149V150H229ZM233 149H235V150H233ZM106 150H108L109 152H110V150H111V152L109 153L108 151H106ZM113 150H116V152L114 153L115 155V158L116 157H120L119 159L118 158H116V159H114L113 157V159H114V161L112 160V158H110V160H107V157H109V156H107L106 157V161H105V159L103 158L104 156H106V155H104V154H110V155H112L113 156ZM135 150H138V152L136 151V153H135ZM184 150V151H185ZM104 151V152H103ZM141 151V152H140ZM150 151V152H149ZM151 151L153 152V153H151ZM173 152L174 153V151L176 152V153H178L180 156L178 157V159H176L175 157L178 155V154H176V153H172V154H170V153H168V152ZM207 151H209V152H207ZM213 151V152H212ZM220 151V152H219ZM232 151V152H231ZM235 151V152H234ZM89 152V153H88ZM97 155V152H99L98 154V156H100V158H102V159H97L98 157H96L95 156V154ZM103 152V153H102ZM108 152V153H107ZM120 152V153H119ZM130 152H132L131 154L132 155H130ZM151 153V154H149V153ZM214 152H215V154L217 153L218 154V152H219V154L217 155H215L214 154ZM223 152H226V153H223ZM230 154H229V153ZM234 152V153H233ZM264 152V150H261V155H262V158L264 157L263 156V153ZM112 153V154H111ZM117 153V154H116ZM118 153H119V155H118ZM125 153V155H123ZM138 153V154H137ZM142 153H145V155L144 154H142ZM202 153V154H201ZM211 153H213V155L211 154ZM228 153V154H227ZM233 153V157H231V156H229V155H231ZM103 155V157H102V155ZM122 154V156H120ZM130 156V159L132 160L133 158V161L136 159V157L138 158L140 155V158H138V161L137 160H135L134 162H132L131 160H129V159H126V158H128V156ZM133 154H134V156L135 155H137L136 157H134L133 156ZM167 154H168V156H167ZM174 155V157H172L171 156V158H167L166 159V157L165 156H167V157H169L170 155ZM199 154H200V156H199ZM222 154H226L225 156L226 157H224ZM117 155V156H116ZM162 155H164V156H162ZM202 155V156H201ZM206 155V156H205ZM223 157H222V156ZM92 156H93V158L95 159H93L92 158ZM132 156V157H131ZM162 156V157H161ZM219 156V157H218ZM125 157V158H124ZM165 157V158H164ZM200 157V158H199ZM204 157V158H203ZM209 157H210V160L208 161V159H209ZM220 157H222V159L220 158ZM227 157H229L228 159H227ZM123 160H122V159ZM161 158H163V159H166V160H163V159H161ZM181 158V159H180ZM196 158V159H195ZM216 158H217V161H215L216 160ZM223 161H221L220 159ZM233 158V159H232ZM91 159L93 160V162H91ZM140 159V160H139ZM160 159L161 160H163V162H160ZM199 159H201L200 161H198ZM205 159V160H204ZM219 159V160H218ZM227 159V160H226ZM232 159V160H231ZM126 160H128L127 162H126ZM176 160H177V162H178V165L179 164H181V169H177L176 167H175V165H177L176 164ZM181 160V161H180ZM203 160V161H202ZM207 160V161H206ZM229 160V161H228ZM236 160V161H235ZM239 160H241V161H239ZM245 160V159H244ZM258 160H259V162L262 164V166H258V165H260L259 163H256V165H254V167L255 168H252L251 166H245V164H244V162L246 163V160L245 161H243V164H241L240 163V168H242L243 169V171H241V173H243V175H245V177L246 178H250V177H252L253 176V179H257V180H259V181H261L262 179V176H260L261 174H264V159L262 160L261 158H258ZM90 161V162H89ZM103 161V162H102ZM129 161H130V164H129ZM141 161V162H140ZM149 162V166H148V162ZM166 161V162H165ZM175 161V162H174ZM197 161V162H196ZM220 161V162H219ZM233 161H235V163L233 162ZM98 162H100L99 164H98ZM117 162H118V164H119V166H120V164L122 163V167H118V164H117ZM125 162V163H124ZM171 162H174L173 164L171 163ZM188 163V164H186V163ZM196 162V163H195ZM200 162H201V164H200ZM227 162V163H226ZM238 162V164H236ZM104 163V164H103ZM126 163H127V165H126ZM162 164V163H164L165 165H160V164ZM169 165H168V164ZM171 163V164H170ZM206 163H207V165H206ZM211 163V165H209ZM214 163V164H213ZM215 163H216V165H215ZM224 163V164H223ZM230 163V164H229ZM232 163V164H231ZM91 164V165H90ZM99 165V168L97 167V165ZM114 166H113V165ZM135 164V165H134ZM142 164H144L143 165V168H142ZM185 164V165H184ZM197 164V165H196ZM204 164V165H203ZM217 164H218V166H221V168H219L218 166H217ZM94 165H96L95 166V168L97 167L98 169H99V171H98V169L95 171V175H93L92 174V172L94 171H90V170H92V169H95V168H93L94 167ZM105 165H106V168H104L105 167ZM109 165V166H108ZM129 165V166H128ZM140 165H141V168H140ZM146 165V166H145ZM187 165V166H186ZM195 169V168H197V169H199L200 170V166H201V168L203 167V168H207V169H209L208 167L209 166H211L210 167V169L211 168H213V166L215 165V167L217 166V168H213V172L212 173H210L211 172V170L209 169L208 171H207V169L205 170V171H201V172H199L198 173V171L199 170H197L196 171V169H195V173H192L190 170H194V169H192L191 168V166ZM199 165V166H198ZM230 165H233V166H231L230 167ZM235 165V166H234ZM124 166H126V167H124ZM131 166V167H130ZM133 166V167H132ZM137 166V167H136ZM138 166H139V168H138ZM171 166V167H170ZM174 166V167H173ZM180 166V165H179ZM184 166V167H183ZM190 166V167H189ZM194 166H196V167H194ZM226 166H228L227 168H226ZM243 166H244V168H243ZM92 167V168H91ZM101 167H103V169H101ZM146 167H148V169L146 168ZM159 167H160V169H159ZM161 167H163V168H161ZM168 167L170 168V171H169V169H168ZM178 167V166H177ZM189 167V168H188ZM256 167H259V169H257ZM89 168H91L90 170H89ZM108 168V169H107ZM118 168V169H117ZM122 168V169H121ZM130 168V170H128V169ZM158 168V169H157ZM167 170H166V169ZM188 169V170H186V169ZM230 168H232L231 170H230ZM238 168V167H237ZM106 169V170H105ZM111 171H110V170ZM117 169V170H116ZM123 169H126L125 171L123 170ZM174 170V172H173V170ZM218 169V170H217ZM228 169H229V171H228ZM234 169V170H233ZM108 170H109V172H108ZM119 170V171H118ZM121 170V171H120ZM135 170H137V172L135 171ZM143 170V171H142ZM158 170V171H157ZM172 170V171H171ZM176 170H178V172H176ZM98 171V172H97ZM106 171V172H105ZM114 171V172H113ZM117 171V172H116ZM185 171V173H183ZM228 171V172H227ZM230 171H232V172H230ZM119 172V173H118ZM169 174H168V173ZM174 173V174H177L178 175V177H177V175L175 176V175H173L172 173ZM185 175H187V177H185L182 173ZM186 172H188L189 174H187ZM190 172L192 173L191 175H190ZM209 172V173H208ZM229 172H230V174H229ZM138 173V174H137ZM171 173V174H170ZM180 174V175H179ZM182 174V175H181ZM195 174V175H194ZM211 174V175H210ZM229 174V175H228ZM232 174H233V176H232ZM235 174V175H234ZM190 175V176H189ZM194 175V176H193ZM199 175V176H198ZM206 175H207V178H206ZM209 175V176H208ZM214 175H213V177H214ZM224 175V176H223ZM236 175H237V177H236ZM174 178H173V177ZM180 176V177H179ZM184 178H183V177ZM192 176V177H191ZM198 176V177H197ZM205 177L204 179L203 178H201V177ZM222 177V178H220V177ZM176 177V178H175ZM189 177H191V184H190V182H189ZM171 178H173L172 180H171ZM189 178V179H188ZM209 178V179H208ZM92 179L93 180H95V182L94 181H92ZM176 179V180H175ZM211 179H212V177H211ZM239 179H240V177H239ZM134 180V181H133ZM137 180V181H136ZM152 180L153 181H155V182H153L152 184H155V185H152L150 182H152ZM174 180L176 181V182H174ZM186 180H187V182H186ZM230 180V181H231ZM237 180V181H236ZM172 181V182H171ZM195 181V182H196ZM212 181H213V179H212ZM211 181V182H212ZM92 182H94V183H92ZM197 182H200V181H197ZM210 180H209V182L207 183L206 182V184H208V185H206L205 184V186H204V184H201V182H200V184H201V187H200V190L203 188V190L205 189L204 187H206V186H213L214 184H218L217 182L216 183H214V184H211V185H209L210 183ZM220 182V183H221ZM173 184V185H171V184ZM189 184V186L190 185H193V187L192 186H190V190H189V186H188V184ZM203 183V182H202ZM219 183V184H220ZM221 183V184H222ZM187 184V185H186ZM198 184V183H197ZM220 184V185H221ZM152 185V186H151ZM231 185H233V184H231ZM238 185H240L239 184V182L237 183V185L235 186V188L237 189L238 187H240V186H238ZM19 186V187H18ZM200 186V185H199ZM204 186V187H203ZM215 186V185H214ZM151 187H152V190H154V192H152V196H150V193H151ZM188 187V188H187ZM199 188V187H198ZM210 188V187H209ZM208 188V189H209ZM217 188V190H218V185L217 186H215V187H213L212 188V190L213 191H215V189ZM196 190H199V189H197V188H195ZM208 189L206 188L205 190H207V191H205L204 190V192H209L210 191V189H209V191H208ZM202 190V191H203ZM148 191H150V193L148 194L147 192ZM212 191V192H213ZM189 192V194L187 195V193ZM212 192H210V193H212ZM218 192V191H217ZM216 191H215V193H213L214 195L217 193ZM21 193V194H20ZM153 193H155V195H160V196H166V195H169V196H172V200H171V202H168L170 205H171V207L170 208H173V209H171L170 210V208L169 209H165V204H168V203H164V202H162V201H160V202H158L160 205H158L157 207H153V206H148L147 208L145 207V204H144V199H145V197L146 196H149L148 198L150 199V198H152L154 195H153ZM175 193V194H174ZM147 194V195H146ZM191 194V195H190ZM195 194H197V193H195ZM21 195H22V197H21ZM190 195V196H189ZM194 195V194H193ZM197 195H199V194H197ZM202 195H203V193H202ZM209 195V194H208ZM19 196V197H18ZM31 196V197H30ZM34 196V197H33ZM24 197V198H23ZM125 197H126V200L129 198V200H125ZM205 197H207V196H205ZM209 197V196H208ZM21 198V199H20ZM192 200V202L190 201V199ZM22 199H25V200H30V203H29V201H25V200H22ZM134 199H136V200H134ZM148 199V200H149ZM155 199V201L157 200V197H155L154 198ZM19 200H21L20 202H19ZM138 200H139V202H138ZM125 201V202H124ZM137 201V202H136ZM203 201H205V202H203ZM34 204H33V203ZM127 202V204H129L128 206L130 207H128L127 205H124L125 203ZM141 202H142V204H141ZM206 202V203H207ZM210 202H209V204H210ZM157 203V202H156ZM140 204V205H139ZM178 204V205H177ZM216 204V203H215ZM214 204V205H215ZM142 205H144V206H142ZM128 207V208H126V207ZM161 206V207H160ZM117 207H119V208H117ZM136 207H139V208H136ZM153 207V208H152ZM116 208V209H115ZM144 208H145V211H144ZM209 208V207H208ZM151 209V210H150ZM214 209H215V211H214ZM27 210H28V212H27ZM163 210V211H162ZM167 211V212H164V211ZM41 211V212H40ZM147 211L149 212V216H151V217H142L143 215L145 216L146 214L145 213H147ZM170 211H171V213L172 214H170ZM28 214H27V213ZM157 212H158V215H156L157 214ZM215 212V213H214ZM151 213H152V215H151ZM205 213H207V216L210 214V216H208V218H206V215H205ZM209 213V214H208ZM143 214V215H142ZM148 214V213H147ZM142 215V216H141ZM166 215V216H165ZM21 216V215H20ZM147 216V215H146ZM156 216V217H155ZM164 216V217H163ZM44 217V218H43ZM148 218H151V220L150 219H148ZM158 218V219H157ZM170 220H169V219ZM206 218V219H205ZM158 221H157V220ZM165 219H167L168 221H169V223L167 224L166 222H168V221H165ZM209 220V221H207V223H205V221L206 220ZM212 219V220H211ZM41 220V221H40ZM156 220V221H155ZM229 220V219H228ZM14 221V222H13ZM12 222L13 223H16L15 222V220H13ZM10 222H11V220H10ZM21 222H22V224H21ZM25 222V223H24ZM28 222V223H27ZM210 222V223H209ZM165 225H164V224ZM220 223V222H219ZM6 224V222H4V225ZM17 224V223H16ZM27 224V225H26ZM167 224V225H166ZM208 224H210L209 226H206V225ZM221 224V223H220ZM38 225V226H37ZM49 225V226H48ZM51 225V226H50ZM19 226L17 227L18 229H19ZM20 226V227H21ZM212 226V227H211ZM32 227H35L36 229H38L37 231H35L36 229H34V228H32ZM59 227V228H58ZM130 227H132V232H131V228ZM168 228V231L167 230H165V231H162L161 229H164V228ZM25 228V227H24ZM61 228L63 229V230H61ZM179 228V229H178ZM31 229H32V231H31ZM57 229V230H56ZM129 229V230H128ZM170 229V230H169ZM210 229H212V231H210ZM34 230V231H33ZM59 230V231H58ZM222 230H226V231H231V232H234V231H236V230H240V231H236L235 233L237 234V237H238V239H242L243 238V236L244 237H246V238H248V239H250V234H245L244 232V230H242V229H238V228H236V226L233 224V222H232V220H229V222H228V224H226L225 225V227H224V229H222ZM128 231H130L129 232V234H128ZM135 231H136V235H133V233H135ZM214 231H216V232H214ZM12 232V233H11ZM13 232H15V233H13ZM32 232V233H31ZM35 232V233H34ZM38 232V233H37ZM152 232V233H151ZM164 232V233H163ZM212 232V233H211ZM40 233V234H39ZM57 233H59V235H57ZM64 233V234H63ZM66 233V234H65ZM68 233V234H67ZM70 233V234H69ZM132 233V234H131ZM169 235H168V234ZM211 233V234H210ZM253 233V232H252ZM33 235V236H31V235ZM35 234V235H34ZM39 234V235H38ZM54 234V235H53ZM128 234V235H127ZM190 234H191V236H190ZM200 235V237H199V235ZM166 235H167V237H166ZM196 235V236H195ZM201 235H203V236H205L204 238H203V236H201ZM253 235V234H252ZM28 236H29V238H28ZM32 238H31V237ZM61 236V237H60ZM125 236V237H124ZM131 236V237H130ZM135 236H136V238H135ZM152 236L154 237V238H152ZM158 236V237H157ZM192 236H193V238H192ZM195 236V237H194ZM56 237H57V239H56ZM59 237V238H58ZM121 237H123L122 239H120ZM129 237H130V240H129ZM132 237H134L135 239H138V241L137 240H135V241H137L136 243H137V247L139 248L140 246V243H141V245H142V247L141 248H143V249H141L140 251H138L139 249L138 248H132V245H133V243H132ZM141 237H143L142 238V240L143 241H141L140 239H141ZM145 237H149L150 239V241L151 242H149V240H148V238H146L145 239V241H144V238ZM156 237L158 238V242L155 240L156 239ZM197 237V238H196ZM259 237V236H258ZM151 238H152V240H151ZM173 238V239H172ZM207 238V239H206ZM116 239V240H115ZM118 239V240H117ZM127 240V241H125V240ZM111 240V241H110ZM120 240H124L125 241V243L126 244H124L123 245V243H124V241L122 242V241H120ZM134 240V239H133ZM194 240V241H195ZM129 241V242H128ZM146 241H147V243H149V244H147L146 243ZM153 241H155V242H153ZM172 241H173V243H172ZM3 242V243H2ZM4 242H5V244H4ZM9 242V243H8ZM13 242V243H12ZM69 242V245L67 244V243ZM117 242V243H116ZM131 242V243H130ZM171 242V243H170ZM174 242H175V245H174ZM201 242V243H200ZM207 242V243H206ZM257 241H253V243H256ZM7 243V244H6ZM65 243V244H64ZM120 243H122V247H121V244ZM129 243H130V245H129ZM136 243H135V245H136ZM139 243V244H138ZM152 243H154V245L152 244V246H151V244ZM67 244V245H66ZM120 244V245H119ZM128 244V245H127ZM169 244V245H168ZM203 244H205V245H203ZM146 245H148V246H146ZM116 246V247H115ZM129 247V249H128V247ZM155 247V250H156V252L154 253V256H153V254H150V253H153L154 252V250L152 249V247ZM73 247V248H72ZM114 247V248H113ZM118 247V248H117ZM124 247V248H123ZM153 247V248H154ZM68 248V249H67ZM134 249V250H133ZM138 249V250H137ZM151 249V250H150ZM136 250V251H135ZM147 250V252H149V254H147V252H145ZM149 250V251H148ZM206 250V251H205ZM106 251V252H105ZM109 251H110V253H109ZM152 251V252H151ZM103 252V253H102ZM199 252V251H198ZM251 252L252 253H255V254H259L257 251H256V249H251ZM113 253V254H112ZM111 255V256H109L108 257V255ZM172 256H174V257H176L177 259L175 260H171L172 259ZM217 256V257H216ZM244 256L245 257H243L244 259H243V263L242 264H261L260 262H255V261H250V262H248V260L246 259V255H245V253H244ZM153 257V258H152ZM105 258V259H104ZM49 260V259H48ZM50 260H54V258L53 259H50ZM15 261V262H14ZM38 262H43V261H38ZM217 262V263H216ZM47 264H50L49 262H47Z\"/></svg>", "mask_w": 264, "mask_h": 264}, {"label": "crops", "instance_id": "crops-1", "mask_svg": "<svg viewBox=\"0 0 264 264\" xmlns=\"http://www.w3.org/2000/svg\"><path fill=\"white\" fill-rule=\"evenodd\" d=\"M23 4V0L19 4L0 0V119L10 113L16 99L18 110L32 126L9 140L0 132V177L5 184V170L10 168L13 178L23 188L34 193H48L64 184L74 167L70 143L56 131L66 118L64 114L68 113L60 108L61 96L68 95V91L56 89L57 78L46 84L38 73L25 74L15 89L14 78L1 63V58L20 44L21 51L43 63L42 68L58 69L83 50L87 29L81 12L69 0H44L28 7ZM52 92L55 99L45 97ZM9 199L5 193L0 207V225L7 217L15 215L16 207ZM54 253L56 255L12 254L10 257L37 259L33 264H61L58 251Z\"/></svg>", "mask_w": 264, "mask_h": 264}]
</instances>
